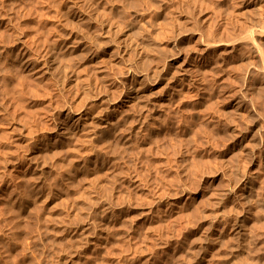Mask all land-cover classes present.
Listing matches in <instances>:
<instances>
[{"label": "rangeland", "instance_id": "obj_1", "mask_svg": "<svg viewBox=\"0 0 264 264\" xmlns=\"http://www.w3.org/2000/svg\"><path fill=\"white\" fill-rule=\"evenodd\" d=\"M59 1V2H58ZM71 1V2H70ZM75 1V2H74ZM90 1H92V2H94V3H92V4H90L91 2ZM96 0H86V1H84V0H61V2H60V0H0V3L2 4H0L1 6H0V15H1V17H0V124H2V125H0V264H139L138 262H140V264H152V262L151 261H153V264H162V263H165V264H168L169 262H171V263H169V264H176L179 260H183V256L184 255H182L184 252L186 253V256L189 254V252H187V250H188V248L190 249L191 248V250H188V251H190V253L191 254H197V253H195L194 251V249L193 248H201L202 247V249H197L200 253L205 249V247L204 246H206L205 245V241H201L200 239H199V242H198V240L196 241V240H194L195 241V243L194 242H192L193 241V239H194V236L195 237H197L198 235L200 236V238L202 237L203 238V236L207 233L206 232V230H207V228H205V224H208V222H212V221H215L216 219H215V217H212V216H214V214L216 213V205L214 204H210V205H213V206H210V208H209V206L208 207H206L207 205H208V200L210 199V201H209V203L210 202H212L213 200V202L212 203H216L215 202V193H213L212 194V192H215L214 190H216L217 191V189H216V187L215 186H218L219 184H216V182H217V179L215 178V171H212L211 169H214L215 170V168H212V167H215L214 165H213V163L216 161V160H214V159H216L215 158V154H216V147H215V140H214V136H212L211 137V139H210V141H208L207 142V140H203V138L201 137V134H202V132H209L210 133V131L209 130H213L214 132H215V119H214V112H215V107L214 106H216V105H214V103L217 101V99H216V97H217V92H216V88H218V86H219V83H220V80H219V78L221 77V72H220V70L218 69V62H217V59H215V58H217L216 56H218V52H215L214 50H211L209 53H210V58H209V61H207V62H204V61H201V60H199V59H195L194 57L195 56H198V54L200 53V49H202L203 47L200 45V42L198 41V39H197V37H195V36H192L191 34H189V33H187V34H185V36H186V38L184 39V40H182V39H178V40H176L175 41V43H174V51L176 52V53H178V54H180V62L182 63L183 61V59L185 60L186 59V56H187V61H190L191 63H195L196 65L197 64H199L198 65V68H200V70H201V72H200V70H198L197 72L196 71H193L194 73H193V75L194 74H196V73H199L200 74V76H201V80H202V78L204 77V74H205V79L203 78V80H202V82H200L201 80H199L195 85H197V87L195 86V85H192V86H190V85H187V84H183V85H181L179 82L178 83H175V84H172V85H175V87L172 89V88H165V87H168L167 85H166V83H167V79L169 78V77H167L165 80H163V81H152V83H149L148 85H146L145 86V90L146 89H156V91L158 90V92H161V91H163V90H169V91H167L166 92V94H167V99H169L170 98V101L169 100H167V102L169 103V105L166 103L164 106H166V107H163V109H164V111H161L162 113H159L158 115V117L156 118V121H155V119H151L150 118V120H148V122L147 123H150V124H146V125H143L144 126V128L142 127V131L140 130V134H139V136L138 137H136L135 136V132L139 129V127L138 126H140L139 124H141L142 125V119L144 118V117H142V116H144V113H143V109L141 108V104H140V106H139V104H137V102H127L128 100L126 99V97L125 96H123L122 98L123 99H121V100H117L116 102H111V101H109V100H107V101H104V102H102L103 100H102V98L104 99V98H107V97H109V98H113L112 96H114L115 94L116 95H118V94H120L121 93V91H122V88H123V86H124V83L123 82H125V81H128L129 79H132V69H134V71H136L137 72V74H141L142 73V71H144V72H146L147 70H146V68L148 67V65L147 66H141V64L140 63H138V61L137 60H139V59H136L135 57L133 58V57H130V54L129 53H121L120 55H122V56H120V55H118L119 56V58H117L116 60H112V59H110V55H109V51L110 50H112V49H114V47L116 48V45L114 44V40L111 38V36L108 34V33H106L107 34V36L106 35H104V37L102 36L101 38V42L102 43H104V41H105V43L107 44H103V46H105L106 48H107V52L106 53H104V54H102V56H100V59H99V61H105V62H96L97 60H95V58H96V56H93V54H94V51H95V49H96V47H95V49H94V43H93V36H96V35H98L100 32H101V30L103 29V26L101 25V23H99L100 21L97 19V14L95 13V11L96 10H98V5H99V11H101V10H103V9H105V10H107V12H108V10H109V12L108 13H106L107 14V19H110L109 17L111 16V19L110 20H114L113 22L114 23H116V24H118L119 25V22H120V25L122 24V20H121V17L123 18V16H124V20L128 17V19H126V20H130L131 19V22L129 23L128 21V25H126V23H125V21H124V23L125 24H122L123 26V28H125V27H128V28H133V30L134 31H136L137 33H138V31L140 32V34L142 35V33H143V35L142 36H146V37H148V41L150 40V36H147L148 34L145 32V34H144V32H141V31H147L148 33H150V35L152 34V32H153V38H154V36H155V39L156 40H158L159 39V41H163L164 40V42L163 43H165V45H168V41L171 39V38H173L174 39V36H175V33H174V27H175V25L173 26V27H171L170 25H173V24H176V26H178L179 24L178 23H174L173 22V24H171L172 22H171V20L169 19L170 18V13L168 14V12H171V11H169L168 10V12H165L166 10V8H167V5L166 4H168L169 2V4L171 5V4H173V2H174V6H176L175 7V9L177 10V14H179V15H182V17H185V15L186 16H188V14H189V18L187 19V20H184V24L183 25H185L186 24V29L187 28H191L192 26V24L191 23H193L195 26H196V28H194L193 27V29H195L196 31H197V33L198 32H201V33H203V31L204 32H206L205 34H207L206 35V37H208L207 39H209V40H211V41H213L212 39H214L215 38V40H219L220 39V37H221V33L219 32V29H220V27H219V24H218V22H219V19H218V21H217V14H219V13H216V10H217V8L215 9V11L214 12H212L214 9L213 8H215L216 6V4L214 5V3H213V5H212V8L210 9V13H212V15L211 16H213L214 14H216V16H213L212 17V19L215 21H213L212 19H211V16L209 15V20L207 19L206 21H199V22H201L200 24L201 25H198L199 23H198V18H199V16L197 15V14H195L194 15V17H193V15H191L190 13H186L187 11H185L184 10V7L186 6L185 5V3H186V1L185 0H183V3H184V5L182 4V0L181 1H177V0H170V1H165L164 0V2H162L163 0H155L156 2H154V3H156V7L155 6H153V8L155 7V10L153 9V8H150L151 7V5H153L152 4V0H147L148 2H147V5L145 4H141V3H143L144 2V0L143 1H141V0H130V1H132V2H136V6L137 7H134V3H131L130 1H129V5L130 4H132V5H130V6H132V7H134V10H133V8L132 7H130L128 10H130L131 12H129V11H127V9L126 8H128L129 7V5H127V3L126 2H128L127 0H126V2H125V0L123 1V0H114V2H113V0H109V1H107V0H99V2H98V0L96 1V2H98L97 3V5H96V2H95ZM105 1V2H104ZM111 1V3L109 4V2ZM122 1H123V4H122ZM141 1V2H140ZM146 1V0H145ZM149 1H150V3H149ZM152 1V2H151ZM197 1H199V0H197ZM251 1V6H249L248 7V9H245V11H244V14H245V12H246V14H248V15H246V16H249V14H250V16L251 15H253L254 13H255V11L256 12H258L259 14V16H255V15H253V16H251V17H246L245 15H243L244 16V18H245V20L249 23V25H251V28L252 27H255V28H252V29H254V31H255V33H254V35L255 36H259L258 38H256L255 37V39H257V41H256V43H259V44H263V40L261 39L262 38V36H260L261 35V33L259 32V30H260V27H261V24L259 23L260 22V11H261V9H260V7H259V5H260V3H259V0H250ZM253 1V2H252ZM254 1H256V4L254 3ZM6 2V3H5ZM46 2V3H45ZM65 2H67L66 4H65ZM85 4H87L89 7H87V5H85ZM88 2H89V4H88ZM125 2V3H124ZM160 2V3H159ZM161 2H162V4H161ZM176 2V3H175ZM177 2H179V3H181L182 4V6H180L179 7V5H181V4H179L178 5V3ZM52 3H55L54 4V6H53V4ZM71 3V5H69ZM78 3V4H77ZM79 3H80V5L81 6H84V7H81L80 5H79ZM82 3V4H81ZM101 3V4H100ZM103 3V4H102ZM113 3H114V6H113ZM120 5H119V4ZM138 3V4H137ZM159 3V4H158ZM48 4H49V6H48ZM59 4V5H58ZM76 4V5H75ZM107 4V5H106ZM142 6H141V5ZM150 4V5H149ZM157 4H158V7L159 8H157ZM161 4V5H160ZM165 4V5H164ZM5 5V6H4ZM51 5V6H50ZM55 5H56V8H55ZM78 5V6H77ZM90 5H92V6H90ZM96 5V6H95ZM101 5V6H100ZM104 5V6H103ZM118 5V6H117ZM125 5H127V7H125ZM164 7H163V6ZM3 6V7H2ZM58 6H59V8H58ZM66 6V7H65ZM67 6H68V8H67ZM71 6V7H70ZM75 6V7H74ZM108 6L109 8H106V7ZM112 6V7H111ZM146 6H150L149 8H147ZM162 6V7H161ZM178 6V7H177ZM184 6V7H183ZM215 6V7H214ZM257 6V7H256ZM6 7L8 8V10L6 9ZM14 7V8H13ZM111 7V8H110ZM121 7H122V9H121ZM138 7H141V8H139V11H141V13H143L142 11H145L146 13H148L147 15V17L145 18V19H140V12L138 11ZM143 7H144V9H143ZM181 7H183V8H181ZM254 9H253V8ZM5 10H4V9ZM58 8V9H57ZM66 8V9H65ZM69 8H71L70 10H69ZM86 10H85V9ZM92 8H95V11H94V9H92ZM97 8V9H96ZM103 8V9H102ZM114 8V9H113ZM161 8V9H160ZM177 8H180V10L179 9H177ZM257 8H259V9H257ZM12 9V10H11ZM61 9H62V12H61ZM68 9V10H67ZM74 9V10H73ZM80 9H82V10H80ZM123 9H125L124 10V12H123ZM149 9H150V11H149ZM151 9H153V10H151ZM157 9H159V10H157ZM213 9V10H212ZM250 9H252V10H250ZM16 10V11H15ZM58 10H59V13H57L58 12ZM64 10H65V13L66 14H63L64 13ZM72 10V11H71ZM81 14H83V16L82 17H84V20L83 21H85L86 20V22H83V21H81L82 23H84V24H81L79 21H78V19L76 18V15L78 14V12ZM85 10V11H84ZM92 10V11H91ZM104 10V11H105ZM113 11L112 13H110L111 11ZM119 10H120V12L121 13H119ZM148 12H147V11ZM161 10V11H160ZM247 10H249L250 11V13H249V11L247 12ZM255 10V11H254ZM260 10V11H259ZM55 11V12H54ZM57 11V12H56ZM81 11V12H80ZM89 11V12H88ZM103 11V12H104ZM115 11H116V13H115ZM183 11V12H182ZM253 13H252V12ZM15 12V13H14ZM73 12V13H72ZM90 12H91V14H90ZM129 12V13H128ZM132 12H133V15H132ZM137 12V13H136ZM153 12H154V15H153ZM159 14H158V13ZM162 12H164L168 17H166V16H164L163 17V15H165L164 13H162ZM5 15H3V14ZM69 13V14H68ZM86 13V14H85ZM89 13V14H88ZM93 13H94V15H93ZM105 13V12H104ZM111 15H110V14ZM114 13V14H113ZM125 13H128V15L126 14V15H123V14ZM131 13V14H130ZM136 13V14H135ZM182 13V14H181ZM252 13V14H251ZM14 14H15V16H14ZM40 14H43V15H40ZM45 14H47L45 17H44V15ZM54 14V15H53ZM62 14H63V16L65 15V16H67V17H65L64 16V18H63V16H62ZM71 14V15H70ZM112 14H113V16H112ZM117 14V15H116ZM120 14V15H119ZM139 16H138V15ZM256 14V13H255ZM2 15H3V17H2ZM9 15H11V18H10V16ZM21 15V16H20ZM73 15H74V17H73ZM87 15V16H86ZM90 15V16H89ZM121 16L120 18H119V16ZM133 17H132V16ZM151 15H152V17H151ZM257 15V14H256ZM13 16V17H12ZM19 16V18H18V21L16 20V18ZM40 16H42L41 18H40ZM51 16V17H50ZM55 16V17H54ZM58 16V17H57ZM62 16V17H61ZM71 16V17H70ZM92 16V17H91ZM118 16V17H117ZM126 16V17H125ZM131 16V17H130ZM138 16V17H137ZM150 16V17H149ZM161 16H162V18H166V20L165 19H163L162 20V18H161ZM198 16V17H197ZM50 17V18H49ZM53 17V18H52ZM59 17H60V19H59ZM88 17V18H87ZM135 17L137 18V19H135ZM156 17V18H155ZM160 17V18H159ZM191 17H192V19H191ZM256 17H259V18H256ZM13 18V19H12ZM48 18V19H47ZM55 18H56V20H55ZM69 18H71V19H69ZM87 18V19H86ZM91 18V19H90ZM93 18V19H92ZM117 18V19H116ZM141 18H142V16H141ZM149 18V19H148ZM256 18V19H255ZM41 19V20H40ZM47 19V20H46ZM68 20V22L65 24V22ZM94 19H95V21H94ZM117 21H116V20ZM119 19V20H118ZM153 19V20H152ZM157 19V20H156ZM159 19H161V20H159ZM167 19H169V20H167ZM189 19H191V21L189 20ZM197 19V20H196ZM253 19L255 20V22H256V20H257V24H255V22L253 21ZM7 20V21H6ZM11 20V21H10ZM42 20H43V22H42ZM62 20V21H61ZM97 20V21H96ZM145 20H146V22H145ZM151 21V23L152 24H150L149 22ZM156 21V23H155V21ZM160 22H159V21ZM193 20V21H192ZM210 20H212V21H210ZM249 20V21H248ZM251 20V21H250ZM16 21H17V23H16ZM60 21V22H59ZM65 21V22H64ZM78 21V22H77ZM119 21V22H118ZM133 21H134V23H133ZM138 21V22H137ZM142 22V24L144 25V22H145V25L143 26V25H141V24H139V22ZM148 21V22H147ZM169 22V23H167V22ZM189 21V22H188ZM194 21H197L196 23L194 22ZM210 23H212V24H210ZM19 22V23H18ZM54 22V23H53ZM71 22V23H70ZM72 22L74 23V24H72ZM157 22H159V23H157ZM165 22V23H164ZM208 22V23H207ZM253 22V23H252ZM13 23H14V25H15V27H13ZM49 23H51V24H49ZM58 25H57V24ZM60 23V24H59ZM62 23H64V25L62 24ZM70 23V24H69ZM77 23V24H76ZM80 23V24H79ZM86 23V24H85ZM88 23V24H87ZM99 23V25H97V24ZM147 23H149V24H147ZM154 23V24H153ZM160 23H162V25L160 24ZM167 23V24H166ZM198 23V24H197ZM214 23H216L215 25H214ZM8 24V25H7ZM18 24H19V26H18ZM21 24V25H20ZM41 24H42V26H41ZM58 27V28H56L55 27V25ZM63 26H62V25ZM91 24V25H90ZM133 24H135L134 26H132ZM139 24V25H138ZM156 24V25H155ZM212 25L211 26V31H213V32H209L208 33V31L210 30V25ZM7 25V26H6ZM44 25V26H43ZM53 25H54V27H53ZM69 25V26H68ZM70 25H71V27H70ZM125 25V26H124ZM141 25V26H140ZM151 25V26H150ZM153 25V26H152ZM154 25H155V27H154ZM167 25L169 26V28L167 27ZM198 25V26H197ZM252 25H255V26H252ZM258 25V26H257ZM10 26V27H9ZM16 26H18V27H16ZM20 26H22V27H20ZM40 26V27H39ZM49 26H52L54 29H55V31L53 30V28L52 27H50V28H52V30L49 28ZM62 26V27H61ZM89 26H90V28H89ZM97 26H99V29H98V27ZM152 27L150 30H149V28H147V27ZM158 26V27H157ZM159 26H161L160 28H159ZM191 26V27H190ZM204 26V27H203ZM205 26H206V29H205ZM218 26V27H217ZM8 27V28H7ZM44 27V28H43ZM64 27V28H63ZM69 27V28H68ZM81 29V28H83L82 30H80L79 28ZM143 29H142V28ZM147 29H146V28ZM166 29H164V28ZM171 27V28H170ZM217 29H216V28ZM13 28V29H12ZM16 28V29H15ZM20 28H23V29H20ZM43 28V29H42ZM47 28H48V30H47ZM66 28V29H65ZM68 28V29H67ZM74 28V29H73ZM78 28V30H76ZM87 28H88V30H87ZM95 28H97L96 30H95ZM141 28V29H140ZM155 28H157V29H155ZM163 30H162V29ZM168 28V29H167ZM197 28H201V31L199 30V29H197ZM208 28V29H207ZM213 28H215V29H213ZM9 29V30H8ZM15 29V30H14ZM50 29V30H49ZM56 29H58V30H56ZM85 29V30H84ZM90 29V30H89ZM93 29V30H92ZM137 29V30H136ZM139 29V30H138ZM153 29V30H152ZM204 29V30H203ZM258 29V30H257ZM17 30V31H16ZM62 30V31H61ZM64 30V31H63ZM66 30V31H65ZM69 30H71V31H69ZM74 30V31H73ZM91 30H92V33L90 34V32H91ZM149 30V31H148ZM159 30V31H158ZM165 30V31H164ZM167 30H170V31H167ZM173 30V31H172ZM215 30L217 31V33L218 34H220V35H218V36H216V32H215ZM10 31H12V32H14L13 34H12V32H10ZM41 31H43L44 32V35H43V32H41ZM50 32L51 31V33H49L50 35H51V37H49L48 35H46L45 34V32L48 34V32ZM54 31V32H53ZM154 31H156V33L154 32ZM159 32V34H158V32ZM160 31H162V32H160ZM172 31V32H171ZM17 32V33H16ZM58 32V33H57ZM69 33V35H68V33ZM73 32V33H72ZM83 34H82V33ZM164 32V33H163ZM171 33V34H168V33ZM256 32H257V34H256ZM9 33L11 34V36L9 35ZM21 33V34H20ZM42 33V34H41ZM54 33V34H53ZM60 33H62V34H60ZM77 33V34H76ZM79 33V34H78ZM87 33V34H86ZM93 33H95L96 35H93ZM165 33H167V34H165ZM258 33L260 34V35H258ZM2 34H4V35H2ZM17 34V35H16ZM20 34V35H19ZM86 35V38H85V35ZM140 34H138V35H140ZM155 34V35H154ZM161 34L164 36V38L165 37H167L166 39H164L163 38V36L161 37ZM174 34V35H173ZM212 34V35H215V36H210V35ZM3 37H2V36ZM6 35V36H5ZM41 35H43L42 36V42L40 41L41 39H40V37H41ZM47 36V39H45L44 37H46ZM55 35V36H54ZM64 35V36H63ZM68 35V37L66 38V36ZM76 35H77V37H76ZM81 35H82V38H81ZM89 35H91V37L89 38H87V36H89ZM93 35V36H92ZM159 36V38H158V36ZM166 35V36H165ZM192 37H191V36ZM8 36H10V37H8ZM19 36V37H18ZM21 36V37H20ZM54 36V37H53ZM60 38H58V37ZM170 36V37H169ZM173 36V37H172ZM5 37H6V40L4 41V39H5ZM9 39H8V38ZM11 37H13V39H18L19 40V43H18V40H17V42L15 41V40H13ZM14 37H16V38H14ZM36 37V38H35ZM48 37H49V39H48ZM210 37V38H209ZM261 37V38H260ZM4 38V39H3ZM12 40H11V39ZM39 39V41L41 42H39L38 40V42L36 41V39ZM71 38V39H70ZM74 38V39H73ZM77 38V39H76ZM80 38H81V40H80ZM162 40H161V39ZM177 38V37H176ZM217 38V39H216ZM261 40H260V39ZM22 39V40H21ZM51 39H53V41L51 40ZM69 39V40H68ZM78 39H79V41H78ZM10 40H11V42H10ZM27 40V41H26ZM32 42H31V41ZM33 40H34V42H33ZM45 40L47 41V42H45ZM106 40H107V42H106ZM214 40V41H215ZM262 42H260V41ZM12 41L14 42V43H17V44H12ZM28 41H30V43L28 42ZM36 41V42H35ZM49 41H51V43L49 42ZM76 41V42H75ZM90 41V42H89ZM111 43H109V42ZM178 41V42H177ZM2 42V43H1ZM25 43L24 45H23V43ZM27 42L29 43V45L27 44ZM45 42V43H44ZM48 42L50 43V44H48ZM53 42H55V44H57L56 45V47H55V44L53 45L52 43ZM95 42V41H94ZM189 42V43H188ZM193 44H192V43ZM195 42V43H194ZM9 43V44H8ZM34 44V46H33V44ZM44 43V44H43ZM47 43V44H46ZM76 43V44H75ZM87 43V44H86ZM92 45H91V44ZM190 43L192 44V46L190 45ZM32 44V46H30ZM38 44V45H37ZM52 44V45H51ZM86 44V45H85ZM90 44V45H89ZM187 44H189V45H187ZM17 45V46H16ZM97 46H98V44H96ZM194 45H195V47H194ZM199 45V46H198ZM26 46H30L29 48L28 47H26ZM36 46V47H35ZM47 46H51L50 48L48 47L47 48ZM59 46V47H58ZM85 46H86V48H85ZM183 46V47H182ZM185 46H188V48L186 47V50H185ZM189 46H190V48H189ZM79 47V48H78ZM91 47L93 48V49H91ZM168 47V46H167ZM179 47H181V48H179ZM198 47H200V49H198ZM21 48V49H20ZM28 48V49H27ZM32 48V49H31ZM34 48V49H33ZM36 48V49H35ZM41 48H42V50H41ZM55 48V49H54ZM61 48V49H60ZM71 50H70V49ZM90 48V51H88V49ZM183 48V49H182ZM198 49V50H195V49ZM47 49V50H46ZM48 49H49V51H48ZM65 49H66V51H65ZM82 49H84V50H86V52H85V54L87 53V55H82L83 53H82ZM189 50V52H188V50ZM37 50H40L39 52L42 54V55H40V53L37 51ZM56 50V51H55ZM177 50V51H176ZM185 50V51H184ZM251 50V51H250ZM249 51H247V53L249 52L250 53V57H251V59H255L254 61L256 62V60H258V54L257 53H255L256 52V50L255 49H250ZM44 51H47V53L45 52L44 53ZM55 51V52H54ZM92 51V52H91ZM254 51V52H253ZM33 52V53H32ZM59 52V53H58ZM60 52H61V54H63L64 53V55H60ZM79 52V53H78ZM187 52V53H186ZM198 52V53H197ZM214 52V53H213ZM252 52V53H251ZM52 53H53V55H52ZM54 53H55V55H54ZM76 53V54H75ZM81 53V55L82 56H84V58L81 56V55H79ZM247 53H246V56H248L247 55ZM248 53V54H249ZM31 54H33V55H31ZM56 54H58V56H56ZM73 56H72V55ZM128 54H129V56H128ZM255 54V56H254V58H253V55ZM60 55V56H59ZM68 55H71V56H68ZM75 55V56H74ZM77 55H79V57L77 56ZM185 55V56H184ZM257 55V56H256ZM2 56V57H1ZM12 56H13V58H12ZM23 56V57H22ZM27 56H29L28 58H27ZM31 56H33V57H31ZM43 56V57H42ZM50 56V57H49ZM54 56L55 57H63V56H68L65 60L64 59H61V60H64V62L62 61V63H63V65H61V64H58V63H61V61L60 60H58L59 58H57V59H54ZM81 56V57H80ZM128 58H127V57ZM192 58H191V57ZM42 57V58H41ZM52 57V58H51ZM69 57H74L73 59H69ZM75 57H76V59H75ZM93 57V58H92ZM103 57V58H102ZM124 57V58H123ZM132 58V61L134 62H132L131 60H130V58ZM183 57V58H182ZM190 57V58H189ZM5 58H6V60H5ZM12 58V59H11ZM15 58H17V60H15ZM20 60H19V59ZM27 58V59H26ZM31 58H32V60H31ZM41 58V59H40ZM64 58V57H63ZM82 59V60H80V59ZM106 58V59H105ZM121 58V59H120ZM193 58H194V60H193ZM23 59V60H22ZM36 61H35V60ZM40 59V60H39ZM77 59H79V60H77ZM89 59V60H88ZM103 59V60H102ZM107 59H108V61H107ZM124 59H126L127 61H126V64H125V60ZM129 59V60H128ZM189 59V60H188ZM215 59V60H214ZM3 62H2V61ZM4 60H5V63H4ZM8 60V61H7ZM25 60V61H24ZM27 60V61H26ZM30 60H31V62H30ZM37 60H38V62H37ZM44 60V61H43ZM58 60V61H57ZM68 60H70V61H68ZM73 60V61H72ZM75 60V61H74ZM85 60V61H84ZM109 60H111L110 62H109ZM135 60H136V62H135ZM11 61V62H10ZM42 61V62H41ZM52 61V62H51ZM56 61V62H55ZM69 63H68V62ZM71 61L73 62V63H71ZM82 61V62H81ZM121 61H124V63L123 62H121ZM213 61V62H212ZM21 62L22 63H24L23 65L21 64ZM28 62H30V64L28 63ZM37 62V63H36ZM94 62V63H93ZM106 62H107V64H108V66L107 65H105L106 64ZM112 62V63H111ZM119 62H120V64H124V65H122V67L120 68V67H118L117 65H120L119 64ZM11 63V64H10ZM15 63V64H14ZM35 63H36V65H35ZM40 63V64H39ZM45 64V67H44V69H45V73H42V71L44 72V69H43V67H42V64ZM66 63H68V64H66ZM93 65H92V64ZM96 63H98V65H96ZM114 63V64H113ZM117 63V64H116ZM131 65H130V64ZM133 63V64H132ZM205 63V64H204ZM215 63H216V65H215ZM3 64V65H2ZM6 64H7V66H9L8 68H6L5 66H6ZM9 64V65H8ZM14 64V65H13ZM25 64H26V66H25ZM34 64V65H33ZM43 64V65H44ZM60 65V66H58V65ZM73 66H72V65ZM80 64V65H79ZM90 65V66H87V65ZM111 64V65H110ZM115 64H116V67H115ZM138 64V65H137ZM208 64V65H207ZM5 65V66H4ZM101 65V66H100ZM112 65H114L113 67H112ZM3 66L5 67L4 69H3ZM12 68H11V67ZM22 66V67H21ZM31 66H32V68H31ZM39 66H41V67H39ZM62 66H63V68H62ZM82 66H83V68H82ZM84 66H86L85 67V69H84ZM92 66V67H91ZM103 66V67H102ZM110 66V67H109ZM128 66H130L131 67V69H130V67H128ZM139 66L140 68H138L137 69V67ZM203 66V67H202ZM207 66V67H206ZM214 66V67H213ZM216 66H217V69H216ZM13 67L15 68L14 70H13ZM25 69H24V68ZM29 67H30V70H29ZM36 67V68H35ZM91 69H90V68ZM96 67V68H95ZM99 67V68H98ZM118 67V68H117ZM127 67V68H126ZM133 67H135V68H133ZM144 67H146V68H144ZM213 69H212V68ZM10 68V69H9ZM62 68V69H61ZM77 68H80L81 69V72H80V70L79 69H77ZM90 70H89V69ZM93 68V69H92ZM141 68H142V70H141ZM210 69L211 68V70H213V71H209L208 69ZM5 69H7L8 71H5ZM38 69V70H37ZM58 69H59V71H58ZM60 69H61V72H60ZM73 72H71L70 70ZM76 69V70H75ZM97 69V70H96ZM99 69V70H98ZM100 69H102V70H100ZM121 69H123V70H121ZM125 69V70H124ZM130 70V73H129V70ZM137 69V70H136ZM140 69V70H139ZM204 69H206L207 71H204ZM2 70L5 72V76L3 77V75H4V72H2ZM10 70H12L13 71V73H12V71H11V74H12V76H13V74H14V71H16L15 72V74L16 73H18V74H14V76L16 77H14L13 76V78L11 77V74L9 73L10 72ZM26 70V71H25ZM34 70H36V71H34ZM41 70V71H40ZM48 70V71H47ZM58 72H57V71ZM63 70V71H62ZM69 72H68V71ZM83 70V71H82ZM92 70H95L93 73H92ZM146 70V71H145ZM214 70H216L215 72H214ZM33 72V74H32V72ZM39 71V72H38ZM48 73H47V72ZM66 71H67V74L70 76H67V78H64V74L66 73ZM79 73H78V72ZM108 71V72H107ZM114 71V73H112ZM124 71H126L125 72V74H124ZM27 72H29V73H27ZM35 72V73H34ZM52 72V73H51ZM60 72V73H59ZM74 72H76L75 74H74ZM88 72V73H87ZM91 72V74L90 75H88L89 73ZM97 72V73H96ZM110 72V73H109ZM122 72V73H121ZM143 72V73H144ZM204 74H203V73ZM210 74H209V73ZM212 72H214V73H212ZM219 72H220V74H219ZM24 73H25V75H24ZM32 75H31V74ZM40 73V75L39 76H37L38 74ZM63 73V74H62ZM77 73H78V75H77ZM80 73H83V74H81V76H79V74ZM86 73V74H85ZM108 73V74H107ZM201 73L203 74V75H201ZM20 74V75H19ZM30 74V75H29ZM46 74V75H45ZM55 74V75H54ZM88 75V76H90V77H88V76H86L85 77V75ZM98 75V77L97 76H93V75ZM107 74V75H106ZM111 74V75H110ZM128 74V75H127ZM199 74H196V77L197 76H199ZM214 76H213V75ZM218 74V75H217ZM23 75V77H24V79H17L18 77H20L21 78V76ZM29 75V76H28ZM50 75V76H49ZM115 75V76H114ZM122 75H124V76H122ZM9 76V77H8ZM18 76V77H17ZM30 76H31V79L32 80H34L35 81V79H37V81L39 82V81H41V82H39L43 87H40L41 85L40 84H38V82L37 81H35L36 83H34L33 81H31L32 83H34V84H31V82H29V80H28V77L30 78ZM35 76H37V77H39V78H35ZM41 76H42V78H41ZM47 76H48V81L50 82V84H49V82H47ZM54 76H55V78H54ZM61 76V77H60ZM75 76H77V77H75ZM86 78V79H91L90 81L89 80H86L84 77ZM127 76V77H126ZM203 76V77H202ZM207 76V77H206ZM209 76V77H208ZM212 76V77H211ZM220 76V77H219ZM224 76L226 77V74H224ZM3 77V78H2ZM8 79H6V78ZM22 77V78H23ZM27 77V78H26ZM70 79H69V78ZM73 77V78H72ZM83 77V78H82ZM99 77H101V78H99ZM110 77V78H109ZM214 77V78H213ZM219 77V78H218ZM52 78V79H51ZM58 78V79H57ZM75 78V79H74ZM79 78V79H78ZM103 78V79H102ZM105 78V79H104ZM112 78H113V80H112ZM209 80H208V79ZM5 79V80H4ZM19 80V81H17V80ZM46 79V80H45ZM64 79V80H63ZM66 79V80H65ZM72 79V80H71ZM78 79V80H77ZM82 79V80H81ZM100 79V81H97V80H99ZM103 81H102V80ZM111 81H110V80ZM215 79V80H214ZM2 80H4L3 82H2ZM9 81V82H7V81ZM26 80H28V81H26ZM53 80H55V82L53 81ZM60 81V84H59V81ZM69 80V81H68ZM78 82H77V81ZM82 82H81V81ZM86 80V81H85ZM104 80H107V84H108V86H107V88L108 89H105L106 87H104L103 85H104V83H102V82H104ZM115 80V81H114ZM206 80V81H205ZM23 82V81H25V82H23V83H21V82ZM53 81V82H52ZM64 81H66V82H64ZM74 81V82H73ZM102 81V82H101ZM217 81V82H216ZM6 82V83H5ZM15 82H17V83H19L18 85H17V83L15 84ZM28 82V83H27ZM43 82H45V83H43ZM58 82V83H57ZM62 82H63V85H62ZM67 82H68V84H67ZM76 82H77V84H76ZM81 84H80V83ZM90 82H91V84L92 85H89L90 84ZM97 82V83H96ZM112 82V83H111ZM120 82V83H119ZM210 82V83H209ZM212 82V83H211ZM214 82V83H213ZM53 83H54V85H53ZM66 85H65V84ZM72 83H75V84H73L72 85ZM94 83V84H93ZM12 84V85H11ZM15 84V85H14ZM21 84V85H20ZM23 84V85H22ZM28 84V85H27ZM58 84V85H57ZM69 84L71 85V86H69ZM82 84H84V85H82ZM103 84V85H102ZM123 84V85H122ZM151 84V85H150ZM205 84V85H204ZM209 84H210V86H209ZM212 84V85H211ZM214 84V85H213ZM4 85V86H3ZM5 85H7L8 87H9V90H7L8 88H7V86H5ZM16 85H17V87L19 88H21V89H18L17 87H16ZM26 85V86H25ZM30 85V86H29ZM32 85H33V89H31L32 88ZM37 85V86H36ZM40 85V86H39ZM53 85V86H52ZM76 85L79 87L80 85H81V87H79V90H77L78 89V87H77V89H76ZM88 85V86H87ZM97 87H96V86ZM101 85V87H99ZM164 85V86H163ZM11 86H13L12 87V89H11ZM25 88H24V87ZM36 86V87H35ZM52 86V87H51ZM57 87V89H56V87ZM60 86H63V87H60ZM69 86V87H68ZM73 86V87H72ZM114 86V87H113ZM181 86H182V88H181ZM199 86H201V87H199ZM209 86V87H208ZM23 87V88H22ZM40 87V88H39ZM45 87H46V89L48 90V89H50L51 91H46V89H45ZM60 87V88H59ZM68 87V88H67ZM82 87H84V89L82 88ZM117 87V88H116ZM120 87V88H119ZM161 87V88H160ZM172 87V86H171ZM180 87V88H179ZM207 87H208V89H207ZM213 87H215V89H212ZM29 88V89H28ZM43 88V89H42ZM52 88V89H51ZM64 88H66L65 89V91H64ZM82 88V89H81ZM90 88V89H89ZM113 88H115V89H117V91L115 92V90H113ZM119 88V89H118ZM159 88V89H158ZM176 88V89H175ZM186 88V89H185ZM197 88L198 89H200V90H197ZM2 89V90H1ZM5 89V90H4ZM10 89H11V91H10ZM14 89H15V91H14ZM27 89V90H26ZM35 89H37V90H35ZM39 89H41L42 91L41 92H44L43 94L40 92V90ZM56 89V90H55ZM62 89V90H61ZM70 89H73V90H70ZM89 89V90H88ZM93 89V90H92ZM96 89V90H95ZM101 89V91L102 92H99V90ZM133 89V88H132ZM175 89V90H174ZM210 89V90H209ZM211 89H212V91H211ZM18 90V91H17ZM21 90V93H19V91ZM25 90H26V95H25ZM33 90H35V91H37V93L35 92V91H33ZM61 90V91H60ZM77 90V91H76ZM81 90H83V91H81ZM84 90H88V91H90V92H88L87 91V93H85V91ZM95 90V91H94ZM98 90V91H97ZM106 90V91H105ZM121 90V91H120ZM189 90V91H188ZM195 90H197V91H195ZM2 91V92H1ZM5 91L7 92V93H5ZM22 91H24L23 93H22ZM31 91H32V93H31ZM45 91H46V93H45ZM70 91V92H69ZM92 91V92H91ZM104 91V92H103ZM108 91L110 92V93H108ZM155 91V90H154ZM189 93H188V92ZM191 91V92H190ZM211 91V92H210ZM4 92V93H3ZM13 92V94L15 95V96H17V97H14V95H12L11 93ZM17 92V93H16ZM30 94H29V93ZM34 92H35V94H36V96L34 95ZM47 92H49V93H47ZM50 92H51V94H50ZM58 92H59V94H58ZM72 92V93H71ZM75 92H77V94H78V96H77V94L75 93ZM81 92V93H80ZM94 92V93H93ZM99 92V93H98ZM114 92H115V94H114ZM146 92L149 94L150 92H148V90H146ZM169 92V93H168ZM173 92V93H172ZM182 94H181V93ZM195 92V93H194ZM18 93H19V95L20 94H23V95H21L20 97H19V95H18ZM28 93V94H27ZM40 93H41V95H40ZM55 93V94H54ZM62 93H63V95H65V96H63L62 95ZM74 93V94H73ZM94 94L93 95V97L96 95V97L95 98H92V96H91V98L89 97H87L86 98V96H90L91 94ZM108 93V94H107ZM112 93H113V95H112ZM172 93V94H171ZM183 93H185L186 95H184ZM187 93H188V95H187ZM192 93V94H191ZM214 93V94H213ZM9 94H11L10 95V97L11 98H8L9 97ZM46 94V95H45ZM71 94H73V95H71ZM76 94V95H75ZM80 94V95H79ZM85 94H86V96H85ZM90 94V95H89ZM100 94V95H99ZM189 94H191V95H189ZM195 94H197V95H195ZM206 94V95H205ZM208 94V95H207ZM29 95V96H28ZM51 95H52V98H51ZM59 95V96H58ZM106 95V96H105ZM179 95V96H178ZM181 95L184 97H182L181 98ZM212 95V96H211ZM3 96V97H2ZM14 98H13V97ZM23 96H26V97H24V98H21V97H23ZM34 96V97H33ZM38 96V97H37ZM42 96H44L43 97V99L42 98H40V97H42ZM57 96V97H56ZM73 97V99H72V97ZM85 97L84 98V100H83V98H81V97ZM103 96V97H102ZM105 96V97H104ZM189 98H188V97ZM191 96H193V97H191ZM195 96V97H194ZM198 96V97H197ZM201 96H203V97H201ZM205 96H206V98H205ZM45 97H46V99H45ZM48 97V98H47ZM54 97H55V99H54ZM68 97V98H67ZM71 97V98H70ZM115 97V96H114ZM169 97V98H168ZM174 97H175V99H177V100H175L174 99ZM176 97H178V98H176ZM209 97V98H208ZM3 98V99H2ZM18 98V99H17ZM26 98V99H25ZM31 98V99H30ZM37 98H39V99H37ZM57 98V99H56ZM81 99V101L83 100L84 101V103H85V105H88V106H91V105H93V107H91L92 109H90V112L92 111V112H94V111H96V110H98V109H100V108H103L104 106H107V104L109 105V103H110V105H117V109H116V111H115V113H116V116L119 118V115H121L120 116V119L118 120V122H117V127L115 126V127H113L112 128V130L110 131V135L111 136H109V137H104V139H102L103 138V136L101 135L100 136V134L97 136H95L94 134H93V132H83L82 133V131H80V132H77L76 133V135L75 134H70L69 133V135H68V133H66V132H63V127L62 126H64V124H65V122L67 121V119L65 118L66 116H67V113H71V114H73V115H75V113L77 112V111H79L80 113L79 114H77L76 116L77 117H79V116H82L83 114H85L86 113V111L84 110V109H81V110H78V108H80L82 105H84V103H83V101L81 102V101H78V100H80ZM98 98V99H97ZM215 99V101L213 100V99ZM29 99V103L27 102V100ZM32 99H33V101H32ZM42 99V100H41ZM59 99V101H57ZM65 100V102H64V100ZM90 99H91V101H90ZM209 99V100H208ZM210 99L212 100V101H214V102H210ZM8 100V101H7ZM15 100H17L16 101V103H15ZM20 100H24L23 101V104L22 103H20ZM26 100V101H25ZM52 100V101H51ZM55 100V101H54ZM62 100V101H61ZM73 100H75V101H73ZM102 100V101H101ZM123 100V101H122ZM173 100H175L176 102H174ZM182 100V101H181ZM188 100V101H187ZM201 100V101H200ZM206 100V101H205ZM5 101V102H4ZM21 101V102H22ZM71 103H69V102ZM72 101V102H71ZM76 101H78V102H76ZM122 101V102H121ZM173 101V102H172ZM178 101V102H177ZM190 101V102H189ZM200 101V102H199ZM208 101V102H207ZM3 102V103H2ZM12 102H14V103H12ZM19 102V103H18ZM27 102V103H26ZM39 102V103H38ZM41 102H42V105H40L41 104ZM52 102V103H51ZM56 102L59 104H56ZM64 102V103H63ZM67 102H68V104H67ZM87 102V103H86ZM94 102V103H93ZM101 102V103H100ZM108 102V103H107ZM118 102V103H117ZM172 102V103H171ZM189 102V103H188ZM196 103V105H195V103ZM208 104H210V105H212V107H210V105H208ZM6 103H7V105H6ZM26 103V104H25ZM50 103V104H49ZM62 103V104H61ZM76 103H77V105H76ZM82 103V104H81ZM92 103V104H91ZM127 103V104H126ZM134 103H136L135 105H133ZM176 103H178L177 105H176ZM181 103V104H180ZM183 103V104H182ZM201 103V104H200ZM204 105H203V104ZM3 104V105H2ZM14 106H13V105ZM18 104H20L19 106H18V108H16L17 107V105ZM30 104H32V105H30ZM61 104V105H60ZM73 104V105H72ZM81 104V105H80ZM91 104V105H90ZM123 104V105H122ZM172 104V105H171ZM193 104H194V106H193ZM207 104V105H206ZM216 104V103H215ZM7 107H6V106ZM22 105V106H21ZM40 105V106H39ZM51 105L53 106V107H51ZM54 105H57L58 106V108H57V106H55L54 107ZM67 105V106H66ZM80 105V106H79ZM174 105V106H173ZM5 108H4V107ZM12 108H10V107ZM20 106H21V108H20ZM26 106H27V109H26ZM30 106V107H29ZM41 106H42V109H40V110H37L36 108H38V107H40L41 108ZM71 106V107H70ZM76 106H78V108L76 107ZM95 106V107H94ZM97 106H99V107H97ZM129 106H131V107H129ZM189 108H188V107ZM199 106V107H198ZM204 106H206L207 108H205ZM22 107H25L24 109L26 110H24ZM32 107H34V108H32ZM66 107V108H65ZM70 107V108H69ZM76 107V108H75ZM97 107V108H96ZM125 107V108H124ZM140 107V108H139ZM198 109H197V108ZM202 107V108H201ZM8 108V110H6ZM20 108V109H19ZM30 108V109H29ZM50 108V109H49ZM61 108H62V110H61ZM68 108H69V110H68ZM72 108H74L73 110H72ZM129 108V109H128ZM131 108H133V111H132V109ZM138 108L139 110L141 109V111H139L138 109H137V111H136V109ZM203 108H205L206 110H204ZM213 110H212V109ZM9 109L11 110V112H9ZM32 109V110H31ZM120 109V110H119ZM123 109H125V110H123ZM126 109H127V111H126ZM196 109V110H195ZM202 110V112H201V110ZM211 109V112L210 111H208V110H210ZM31 110V111H30ZM34 110H35V112L36 113H33L34 112ZM48 110V111H47ZM69 112H68V111ZM129 110V111H128ZM180 110H182V111H180ZM203 110L205 111V114L207 115V117H206V115L204 114V112H203ZM1 111L3 112V111H5V112H3V113H5V114H3V113H1ZM15 111H18V113H16ZM21 111V116H20V114H19V112ZM24 112V114H23V112ZM28 111H30V112H28ZM33 111V112H32ZM61 111V112H60ZM74 111H76V112H74ZM82 111V112H81ZM106 111V110H105ZM132 111V112H131ZM185 111V112H184ZM187 111V112H186ZM193 111V112H192ZM207 111V112H206ZM49 112H51V113H49ZM121 112L123 113V115L121 114ZM129 112H131V113H129ZM166 112H168V113H166ZM177 112V113H176ZM180 114H179V113ZM181 112H182V114H181ZM197 112V113H196ZM7 113V114H6ZM29 113V114H28ZM31 113V114H30ZM54 113V114H53ZM56 113V114H55ZM78 113V112H77ZM81 113H83V114H81ZM126 113V114H125ZM137 113V114H136ZM140 113L142 114V116L140 115ZM173 113H175V114H177V115H175V114H173ZM201 113V114H200ZM22 114H23V116H22ZM37 116H36V115ZM172 115V117H171V115ZM187 114V115H186ZM193 114V115H192ZM213 114V115H212ZM2 115H4V116H2ZM7 115V117L8 118H6L5 116ZM11 115V116H10ZM25 115H26V117H25ZM28 115H30V119H28ZM35 115V116H34ZM139 115V116H138ZM169 117H168V116ZM179 115H180V117H179ZM182 115V116H181ZM5 117V118H2V117ZM55 116H57L56 118H53V117H55ZM87 116V117H86ZM122 116H123V118H122ZM128 116V117H127ZM132 116V117H131ZM141 116V117H140ZM174 116V117H173ZM185 116V117H184ZM24 117L26 118L25 120H24ZM124 117H125V120H124ZM136 117V118H135ZM139 117H140V119H139ZM167 117V118H166ZM181 117H182V119H181ZM187 117H190V118H187ZM193 117V118H192ZM200 117V118H199ZM15 119L14 121H13V119ZM32 118H34V119H36L38 122H36V120H34V119H32ZM86 118H88V119H90V115H83V117H82V119H83V121L85 122V121H91V120H88V119H86ZM134 118V122L132 121V119ZM164 118H166L167 120H164ZM170 118V119H169ZM195 118H196V120H195ZM2 119V120H1ZM8 119V120H7ZM12 119V121H9V120H11ZM18 121H17V120ZM22 119V120H21ZM186 119H188V122H186L187 120ZM198 119V120H197ZM212 119V120H211ZM22 122H21V121ZM29 120V121H28ZM30 120H32V122H30ZM66 120V121H65ZM162 120V121H161ZM170 120V121H169ZM186 120V121H185ZM190 120V121H189ZM194 120H195V122H196V124H197V126L196 125H194L195 124V122H194ZM200 120H202V122H200L199 123V121ZM10 123H9V122ZM58 121V122H57ZM82 121V122H83ZM124 121V122H123ZM133 123H132V122ZM154 121V122H153ZM165 121V122H164ZM181 123H180V122ZM183 121H184V123H183ZM191 121H192V123H191ZM197 121H198V123H197ZM8 122V123H7ZM26 122H28V123H26ZM36 122V123H35ZM120 122H122L121 124H120ZM130 122V123H129ZM152 122V123H151ZM168 122V123H167ZM204 122H207L208 123V125H210V126H208V125H206V123H204ZM6 123H7V125H6ZM29 123L31 124V126L29 125ZM37 123H39V126H38V124ZM57 123V124H56ZM123 123H125V125L123 124ZM127 123H128V125H127ZM133 125H132V124ZM156 123H158V124H155ZM187 123V124H186ZM4 124L6 125V126H4ZM9 124H10V127H9ZM49 124V125H48ZM181 124V125H180ZM189 124H191L192 125V127H193V129L194 130H196V131H194V134H195V136L194 135H191V136H189L190 134L188 133V126H189ZM200 124V125H199ZM204 126V124H205V126H206V128L204 129V127L202 126V125ZM14 125H18V126H14ZM25 125H27V126H25ZM46 125V126H45ZM48 125V126H47ZM58 125V126H57ZM119 125V126H118ZM127 125V126H126ZM186 125V126H185ZM214 125V126H213ZM14 126V128H12ZM25 126V127H24ZM32 126H33V128H32ZM50 126H53V127H50ZM81 126V125H80ZM122 126H124L123 128L124 129H122ZM126 126V127H125ZM131 126H132V128H131ZM134 126V127H133ZM137 126V127H136ZM146 126V127H145ZM157 126H159V127H157ZM195 126V127H194ZM201 126L203 127V128H201ZM208 126V127H207ZM213 126V127H212ZM6 129H9V130H6ZM17 127H18V130H17ZM20 127L22 128V129H20ZM26 127H27V129L30 131V134H32L33 132V136L32 135H29V131L26 129ZM29 127H31L33 130H31V128L29 129ZM37 127H39V128H37ZM42 127H44V128H46V129H44V128H42ZM48 127H49V129H48ZM54 127H56V128H54ZM121 127V128H120ZM129 127V128H128ZM185 127V128H184ZM210 127V128H209ZM12 128V129H11ZM118 128V129H117ZM127 128V129H126ZM132 130H131V129ZM196 128V129H195ZM199 128H201L200 130H199ZM209 128V129H208ZM214 128V129H213ZM38 129V130H37ZM56 129V130H55ZM119 129L121 130V132L119 131ZM129 129V130H128ZM137 129V130H136ZM144 129V130H143ZM149 129H151V130H149ZM203 129V130H202ZM12 132H11V131ZM20 130V131H19ZM24 130V131H23ZM37 132H36V131ZM53 130V131H52ZM55 130V131H54ZM62 130V131H61ZM182 130V131H181ZM24 133H23V132ZM28 133H27V132ZM58 131V132H57ZM61 133H60V132ZM131 131V132H130ZM149 131V132H148ZM155 131V132H154ZM157 131V132H156ZM181 131V132H180ZM183 131H185V132H183ZM14 132V133H13ZM18 132H22L21 134H19ZM113 132V133H112ZM115 132H117V133H115ZM197 134H196V133ZM27 133V134H26ZM39 133V134H38ZM88 133H90V134H88ZM124 133H126V134H124ZM146 133V134H145ZM150 133V134H149ZM12 134H13V136L14 137H12ZM38 135V137H37V135ZM61 134V135H60ZM64 136H63V135ZM81 135V138L84 140L83 141V143H82V140H80V141H78V139L79 138H77L78 136L80 137V135ZM116 134H117V136H116ZM129 134V135H128ZM143 134V135H142ZM146 135V137H147V135H148V137L146 138L145 137V135ZM182 134V135H181ZM185 134H186V136H185ZM189 134V135H188ZM22 135V136H21ZM26 135H28V136H26ZM46 135V136H45ZM76 136L75 138L73 137V136ZM78 135V136H77ZM85 135V136H84ZM188 135V136H187ZM3 136L5 137V136H7V137H5L6 139H4L3 138ZM15 136H16V138H15ZM24 136V137H23ZM41 136V137H40ZM43 136V137H42ZM70 136V137H69ZM83 136H84V138L86 137V139H84L83 138ZM92 136V137H91ZM113 136V137H112ZM130 137V138H127V137ZM201 138H200V137ZM18 137V138H17ZM28 137V138H27ZM51 137H52V139H51ZM55 137V138H54ZM56 137H58L57 139H56ZM62 137V138H61ZM68 137V138H67ZM89 137V138H88ZM98 137V138H97ZM113 138V140H111L112 138ZM125 137V138H124ZM134 137V138H133ZM185 137H187V138H185ZM14 138V139H13ZM21 138V139H20ZM25 138V139H24ZM26 138H27V140H26ZM80 138V139H81ZM93 140H92V139ZM96 138V141L94 140ZM101 138V139H100ZM135 138H136V141H135ZM140 138V139H139ZM212 138H213V140H212ZM2 139V140H1ZM35 139V140H34ZM72 139H74V140H72V142H71V140ZM77 139V140H76ZM91 139V140H90ZM99 139H100V141H99ZM107 139V140H106ZM132 139H134V140H132ZM138 139V140H137ZM187 139V140H186ZM195 139H197L198 141H194V143H193V141L192 140H195ZM201 140V142H200V140ZM33 140V141H32ZM44 140V141H43ZM47 140V141H46ZM50 140V141H49ZM55 140V141H54ZM57 140V141H56ZM89 141V142H91V143H89V145L90 146H92L91 148H90V146L89 145H87L88 144V142H87V144L85 143L86 141ZM127 142H126V141ZM134 141V142H132V141ZM3 141V142H2ZM6 141V142H5ZM8 141V142H7ZM22 141V142H21ZM29 141V142H28ZM30 141H32V142H30ZM36 141V142H35ZM39 141V142H38ZM54 141V142H53ZM59 141V142H58ZM79 142L78 144L77 143H74V142ZM95 141V142H94ZM98 141H99V143H98ZM132 142V143H130V142ZM188 141V142H187ZM2 142V143H1ZM24 142H26L25 143V147H26V149H24L25 147H23V145H24ZM45 142V143H44ZM66 142V143H65ZM92 142H93V144H92ZM97 142V143H96ZM108 142H110L109 144H108ZM145 142V143H144ZM205 142V143H204ZM5 143H6V145H5ZM8 143V144H7ZM39 143V144H38ZM62 143V144H61ZM82 143V144H81ZM103 143H105V146H104V144ZM191 143H193V144H195L196 145V148L198 149V150H196V149H192L193 147H195V145H193L192 146V144ZM205 145H204V144ZM208 143V144H207ZM30 144H33V145H30ZM39 146H38V145ZM45 144V145H44ZM47 144V145H46ZM49 144V145H48ZM64 144V145H63ZM68 144H69V147H68ZM71 144V145H70ZM84 144V145H83ZM86 144V145H85ZM107 144V145H106ZM112 144V145H111ZM143 144V145H142ZM200 145L199 146V148H198V145ZM207 144V145H206ZM211 144H212V146H211ZM29 145L31 146L30 148H28L29 147ZM63 145V146H62ZM76 145V146H75ZM81 145H83L82 146V149H81V147L80 146ZM97 145V147H95V146ZM98 145H99V147L100 148H102L103 146H104V148H105V150L106 149H108V150H106L107 152H109V149H110V152H109V156L107 155V152L106 151H103L102 149H100L99 147H98ZM111 145V146H110ZM189 145V146H188ZM202 145V146H201ZM209 145V146H208ZM32 146H34V147H32ZM77 146H79V148L77 147ZM89 147V149H88V147ZM206 146V147H205ZM210 146H211V149H210ZM42 147H44V148H42ZM62 147L63 148H68L69 149V151H68V149L66 150H64V151H68L69 152V154L67 153V152H64V151H62L63 149H62ZM72 147H74L75 148V150H77V149H79V150H77V151H79V152H75V150L72 148ZM86 148L87 147V151H86V149H84V148ZM95 147V148H94ZM106 147H108V148H106ZM188 147V148H187ZM189 147H191L190 148V150H189ZM202 147H203V149H202ZM213 147H215V148H213ZM28 148V149H27ZM71 148V149H70ZM77 148V149H76ZM30 149V151L28 152V150ZM33 149L35 150V151H33ZM47 149H48V151H47ZM52 149V150H51ZM55 149V150H54ZM57 149H58V151L60 152V149H62L61 150V154L60 153H58V155L60 156L61 155V157L59 158L58 157V155H57V157L55 156V154H57ZM97 149V150H96ZM187 149H188V151H187ZM204 149H206V151L204 150ZM212 150V151H209V150ZM214 149V150H213ZM43 150V152H41ZM46 150V151H45ZM93 150H95L94 152H92ZM102 152H100V151ZM193 150H195V152L193 151ZM53 152V154H54V156H53V154L51 153V152ZM57 151V152H56ZM73 151H74V153H73ZM82 151V153L80 154V152ZM84 151V152H83ZM86 151V152H85ZM89 151L91 152L90 154H89ZM111 151H112V153H111ZM191 152V154H189L190 152ZM206 152V153H204V152ZM45 152H47V153H51L49 156H51V157H49L48 155H47V153H46V155L45 154H43V153H45ZM55 152V153H54ZM70 152H72V153H70ZM97 152V153H96ZM189 152V153H188ZM202 152H203V154H202ZM212 152V153H211ZM31 153V154H30ZM62 153H64V155H62ZM66 153H67V156H66ZM78 155H77V154ZM85 154V155H82V154ZM94 155H93V154ZM111 153V154H110ZM193 153V154H192ZM194 153L196 154V155H194ZM22 154H24V156L22 155ZM29 154V155H28ZM34 154V155H33ZM35 154H38V156L40 155V156H42L43 158H45L46 156V158L45 159H43L42 157H38V156H35ZM97 154V155H96ZM113 154V155H112ZM201 154L203 155V156H201ZM22 155V156H21ZM27 155V156H26ZM75 155V156H74ZM81 155V156H80ZM102 157H101V156ZM190 155V156H189ZM205 155V156H204ZM19 156V157H18ZM29 156V157H28ZM32 156H34V157H32ZM45 156V157H44ZM76 156L78 157V156H80V158H77V159H75L76 158ZM85 158H84V157ZM88 156V157H87ZM97 156H99V157H97ZM103 156H104V158H103ZM114 156H116L115 158H114ZM210 156V157H209ZM214 156V159H212V157ZM23 157H24V159H23ZM25 157H27L26 159H25ZM38 157V160L37 159H35V158H37ZM54 159H53V158ZM65 157L66 158H68L67 160L65 159ZM98 158V160H96L97 158ZM107 157H109V158H107ZM186 157H187V161H186ZM200 157H202V158H200ZM211 158V160L212 161H214V162H212V164H210V162H211V160H210V162H209V160L207 159V158ZM70 158V159H69ZM86 158H87V160H86ZM88 158L90 159L89 161H88ZM96 158V159H95ZM102 158H103V160H102ZM42 161H41V160ZM48 159V161H50V162H48V164H45V163H47V161H45V160H47ZM50 159V160H49ZM62 159H65L64 161L62 160ZM72 159H75V160H72ZM78 159H79V161H78ZM92 159V160H91ZM96 160V162H95V160ZM101 159V160H100ZM109 160V163H107L108 162V160ZM194 159H196V163H202L203 162V160H202V162H201V159H207V160H204V162H203V164H205V165H203L202 167H204L203 169H202V167H201V165H200V163H199V165L198 164H196V166L198 165L199 166V169L202 171H204V170H207L208 168H210V169H208V171H205V172H201L202 173V178L201 177H199V176H201V175H199V174H201L199 171H197V170H199L197 167H195V166H193V162H194ZM24 160H26V161H24ZM35 160H37V161H35ZM40 160V161H39ZM53 160V161H52ZM56 160V161H55ZM60 160V161H59ZM69 160H71V162L69 163ZM84 160V162H82ZM94 160V161H93ZM105 160V162H103ZM197 160H198V162H197ZM28 161V162H27ZM74 161H75V163H74ZM91 161V162H90ZM107 161V162H106ZM112 161V162H111ZM186 161V162H185ZM205 161H208L209 163H207V165L208 166H206V162ZM31 162H33V163H31ZM36 162V163H35ZM57 162L58 163H61V166H60V164H57ZM86 162V163H85ZM101 164H99V163ZM192 162V163H191ZM195 162H194V165H195ZM40 164V165H38V164ZM44 163V164H43ZM50 163V164H49ZM52 163H53V166L51 167V165H52ZM62 163H63V167H62ZM65 163V164H64ZM69 163V164H68ZM71 163H73V164H71ZM29 165V167H28V165ZM38 166H37V165ZM55 164H57V165H55ZM66 164H67V166L68 165H70V166H66ZM103 164V165H102ZM104 164H106V165H104ZM192 164V165H191ZM30 165H32V166H30ZM45 165V166H44ZM50 165V166H49ZM58 165H59V167H58ZM66 167H65V166ZM183 165V166H182ZM189 165H190V167L191 166H193V167H195V168H193V167H191V168H193V170L195 171L194 172V175H193V170L191 169V168H189ZM211 165H213L212 167H209V166H211ZM216 165V164H215ZM54 166H56V167H58L59 168V171H58V169L56 168V167H54ZM180 166H182V167H180ZM206 166V167H205ZM32 167V168H31ZM35 167H36V169H35ZM42 167V168H41ZM46 168V170H45V168ZM61 167V168H60ZM185 167V168H184ZM186 167H188V169H190L191 170V172L188 170H186ZM39 168V169H38ZM62 168H64V169H62ZM186 170V172H185V170ZM35 169V170H34ZM57 169V170H56ZM46 172H45V171ZM211 170V171H210ZM198 173H197V172ZM41 172V173H40ZM59 172V173H58ZM185 172V173H184ZM188 172H190V173H188ZM207 172H209V173H207ZM214 172V173H213ZM38 173V174H37ZM40 173V174H39ZM47 175H46V174ZM187 173V174H186ZM192 173V174H191ZM204 173H205V175H204ZM42 174V175H41ZM189 174H191V175H189ZM198 175V177L196 178V179H198V180H195L194 178H195V176H197ZM206 174H209L208 176L206 175ZM39 175H41V177H38ZM67 175V176H66ZM211 175V176H210ZM187 178H186V177ZM193 178H192V177ZM203 176H207V181L209 182H203V180H201V179H204L203 178ZM214 176V177H213ZM189 177H191L190 179H189ZM44 178H46V179H44ZM201 178V179H200ZM185 179H187L188 181H186ZM215 180V181H214ZM184 181H186V182H184ZM193 181H196V182H193ZM197 181H199L200 182V184H198L197 183ZM202 181V182H201ZM214 181V182H213ZM92 182H93V184H92ZM192 182L195 184H192ZM210 182H212V183H214V184H211ZM189 183V184H188ZM201 183H202V185H201ZM207 183H208V185H207ZM218 183V182H217ZM96 185V188H94L95 187V185ZM187 184L189 185V187L187 186ZM196 184L198 185V186H201V187H196ZM216 184V185H215ZM194 185V186H193ZM214 186V188H213V186ZM187 186V187H186ZM191 186V187H190ZM192 186H193V188L195 187L196 188V191L192 188ZM92 187V188H91ZM184 187V188H183ZM205 187V188H204ZM212 187V188H211ZM188 189V190H186V189ZM202 188V189H201ZM211 188V189H210ZM217 188H219V186L217 187ZM91 189L93 190V191H91ZM97 189V190H96ZM189 189H193L192 191L191 190H189ZM198 189V190H197ZM89 190H90V192H89ZM96 190V191H95ZM185 190V191H184ZM204 190V191H203ZM51 191V192H50ZM95 191V192H94ZM191 191V192H190ZM212 191V192H211ZM54 192V193H53ZM86 192H87V194H92V197L90 196V195H87L86 194ZM180 192H184L185 194H186V192L187 193H191V195H188L190 198H188V196H187V194L183 197L182 196V193H180ZM50 193V194H49ZM52 193V194H51ZM93 193H94V195L96 196V197H94V195H93ZM195 193V194H194ZM202 193H204V194H202ZM208 193H210V194H212V195H214L213 197L214 198H212V195L211 196H209V194ZM55 194V195H54ZM178 194H180L179 196H178ZM206 194V195H205ZM50 195V196H49ZM84 195V196H83ZM195 195H196V197H195ZM82 196H83V199H82ZM87 196H89V199H88V197ZM193 196V197H192ZM201 196L203 197V198H201ZM50 197V198H49ZM91 197V198H90ZM97 197H100V198H98L97 199ZM186 197H187V201H186ZM208 197H209V199H208ZM49 198V199H48ZM53 198V199H52ZM85 198H87V200L85 199ZM93 198H94V200L96 201V199H97V201H96V203H95V201L93 200ZM112 199L111 200V202L110 201H108V200H110V199ZM181 198V199H180ZM185 198V199H184ZM55 199V200H54ZM102 199V200H101ZM108 199V200H107ZM193 199V200H192ZM203 199H204V201H203ZM206 199V200H205ZM208 199V200H207ZM213 199V200H212ZM83 200H84V202H83ZM90 200V203L87 205V201H89ZM92 200L94 201V202H92ZM101 202H100V201ZM177 200V201H176ZM203 201V202H200V201ZM212 200V201H211ZM102 201H103V203H102ZM106 201H108V202H106ZM176 201V203H174V202ZM183 201H185V202H183ZM206 201V202H205ZM83 202V203H82ZM95 203V204H97V205H95L94 206V204H92V203ZM110 202V203H109ZM191 202V203H190ZM205 202V203H204ZM86 203V204H85ZM112 203V204H111ZM178 203V204H177ZM201 203V205H199ZM203 203V204H202ZM207 203V204H206ZM104 204V205H103ZM106 204H109L108 206H109V208H104V207H107V205ZM185 206H184V205ZM189 204V205H188ZM99 205V206H98ZM102 205V206H101ZM173 205V206H172ZM177 205H178V207H177ZM199 205V206H198ZM205 205V206H204ZM93 206V207H92ZM183 206H184V210H183ZM98 209H96V208ZM100 207V208H99ZM110 207H112V209L110 208ZM188 207V208H187ZM196 207H197V209H196ZM200 207V208H199ZM205 208L207 211V213L209 212V214L211 213L212 215H210V216H208L207 217V215L208 214H206V212L205 211H203L201 208ZM102 208H104V211H103V209ZM182 208V209H181ZM191 208H193V209H191ZM198 208H199V210H198ZM211 208H212V210H211ZM215 208V209H214ZM100 209V210H99ZM114 209H115V211H114ZM178 209V210H177ZM195 209V210H194ZM189 210L191 211L192 210V213H190L191 215L189 216V214L187 215V213H185L184 214V212H189ZM200 210L202 211V212H200ZM107 212L106 214L104 213V215H102L103 213L102 212ZM115 212V214H112V213H114ZM184 211V212H183ZM193 211H196V212H198V213H202V214H200L201 215V218H199L200 217V215L199 214H197L196 212H194L195 214H197V215H195L194 213H193ZM212 211V212H211ZM180 212H183V214L181 213V215H183V218L185 219H183L182 218V216L179 214ZM214 212V213H213ZM102 213V214H101ZM176 213V214H175ZM204 213L206 214V218L207 219H205V217H203V215H204ZM113 216H112V215ZM180 215V217H181V219L182 220H177V217H179V215ZM193 214V215H192ZM98 215H99V217H98ZM101 215V216H100ZM106 215V216H105ZM109 215H111V216H109ZM175 215H176V217H175ZM217 215V214H216ZM215 215V216H216ZM108 216V217H107ZM176 218L175 220V222L177 223V224H179V225H176V227L177 226H179L178 227V230H177V228L175 227V224H173L174 223V217ZM185 216V217H184ZM187 216H189V218L191 219L189 222H188V217ZM192 216V217H191ZM195 216H197V219H195L194 217ZM97 217H98V219H97ZM103 217V218H102ZM203 217V218H202ZM105 218V219H104ZM187 218V219H186ZM215 220H214V219ZM100 219H104V220H100ZM200 219V220H199ZM202 219V220H201ZM209 219V220H208ZM212 219V220H211ZM98 220V221H97ZM109 220V221H108ZM184 220V221H183ZM199 221L198 223L200 224V225H198L197 224V221ZM206 220V221H205ZM96 221V222H95ZM162 221V222H161ZM184 223H183V222ZM187 221V222H186ZM101 222L102 223H104V225L103 224H101ZM173 222V223H172ZM186 222V223H185ZM190 222H191V224H190ZM192 222H195L194 224L196 225L195 227H193L194 226V224L192 223ZM99 223V224H98ZM161 223H162V225H161ZM167 223H169V224H173L174 225V227H175V229H173L172 230V227H173V225L172 226H170L169 224H167ZM180 223H182L181 225H182V227L181 228H184V230L183 229H181L180 230ZM189 223V224H188ZM100 224H101V226H100ZM108 226H107V225ZM184 224V225H183ZM108 227H106V226ZM168 225V227H169V229L166 227ZM185 225H187L186 227H185ZM193 225V226H192ZM198 225V226H197ZM164 226V227H163ZM190 226V227H189ZM192 226V227H191ZM202 226V227H201ZM207 226V225H206ZM209 226V225H208ZM207 226V227H208ZM162 227H163V229H164V231L162 230ZM171 227V228H170ZM188 227H189V230H186V228L188 229ZM165 228H167L166 230H165ZM191 228V229H190ZM203 228H205L206 230L204 231L203 230ZM109 231H108V230ZM168 230V231H167ZM170 230H172V232L170 231ZM186 230V231H185ZM193 230V231H192ZM195 230V231H194ZM107 231V232H106ZM160 231V232H159ZM170 232V234L169 235H167L168 233L167 232ZM176 231L179 233V234H177L175 237H173L174 235H172V233H174V234H176ZM180 231H183V232H185V233H183V232H181V236H182V239L180 238L181 236H180ZM191 233H190V232ZM201 231V232H200ZM203 231V232H202ZM162 232H164V233H162ZM167 233V234H166ZM182 233H183V235H182ZM187 233V234H186ZM204 233V234H203ZM160 234H166L165 235V237L167 238V236L168 237H170V238H165L163 235H160ZM158 235H160V236H162V238L160 237V236H158ZM171 235V236H170ZM76 236L78 237L77 239H75L76 238ZM79 236H80V238L82 237V241L80 242V244L82 243V244H84V245H80L78 242L80 241V238H79ZM180 236V237H179ZM187 238H186V237ZM179 239H178V238ZM163 239V240H161V239ZM172 238H174V239H172ZM189 238H191V239H189ZM193 238V239H192ZM160 239V240H159ZM178 239V240H177ZM198 239V238H197ZM167 240H169L168 242H172V243H168L167 242ZM175 240V241H174ZM180 240H181V242H180ZM183 240H185L186 242H189V243H186V242H184L183 243ZM192 240V241H191ZM78 241V242H77ZM162 241H164L163 243H162ZM176 241H178V242H176ZM190 241L192 242L191 244H190ZM175 242V243H174ZM202 242V244L204 245H199V243H201ZM164 244V245H161L162 246V248H161V246H159V244ZM167 243V244H166ZM174 243V244H173ZM181 243V244H180ZM185 243L187 244V246L185 245ZM194 243V244H193ZM197 243V244H196ZM184 244V245H183ZM189 245H190V247H189ZM191 245H193V247H191ZM167 246V247H166ZM171 246V247H170ZM174 246V247H173ZM181 246L185 249V251H184V249L183 248H181ZM196 246V247H195ZM201 246V247H200ZM159 247V249L160 250H158L157 248ZM173 247V248H172ZM164 248V249H163ZM170 248V249H169ZM175 248H176V250L178 251L177 253L175 252L176 250H175ZM172 249V250H171ZM174 249V250H173ZM187 249V250H186ZM193 249V250H192ZM154 250H156V251H154ZM164 250V251H163ZM166 250V251H165ZM169 250V251H168ZM182 250V251H181ZM196 250V252H198ZM159 251V252H158ZM173 251H174V253H173ZM155 253L154 255L156 256V257H154V255L152 254V253ZM162 252V253H161ZM166 254H164V253ZM171 254H170V253ZM179 252H182V253H179ZM198 252V253H199ZM72 253V254H71ZM184 253V254H185ZM68 254V255H67ZM160 254V256L158 257V255ZM161 254H162V256H161ZM164 254V255H163ZM170 254V256H168ZM173 254H176L175 256H171V255H173ZM71 255V256H70ZM72 255H74L73 257H72ZM148 255H150L149 256V258H148ZM180 257H179V256ZM182 255V256H181ZM69 256H70V259H69ZM163 256H164V259H163ZM166 256V257H165ZM176 256H178V258L176 257ZM185 256V257H186ZM189 256V255H188ZM66 257V258H65ZM75 257V258H74ZM152 257V258H151ZM159 259H158V258ZM161 257V258H160ZM172 257V258H171ZM74 260H73V259ZM148 258V259H147ZM156 258V259H155ZM167 258H168V260H167ZM169 258H171L172 260H173V262H172V260L171 259H169ZM174 258L175 259H179L178 261L176 260V262L174 261ZM68 259V260H67ZM144 259H147V260H144ZM149 259H151V261L149 260ZM153 259V260H152ZM164 261H168V263H166V262H164ZM139 260V261H138ZM149 260V261H148ZM157 260V261H156ZM170 260V261H169ZM146 261V262H145ZM156 261V262H155ZM161 261H162V263H161ZM142 262V263H141ZM148 262V263H147ZM175 262V263H174ZM179 263H180V261H179ZM178 263V264H179Z\"/></svg>", "mask_w": 264, "mask_h": 264}, {"label": "bare ground", "instance_id": "obj_2", "mask_svg": "<svg viewBox=\"0 0 264 264\" xmlns=\"http://www.w3.org/2000/svg\"><path fill=\"white\" fill-rule=\"evenodd\" d=\"M2 1V0H1ZM45 1V0H44ZM47 1V0H46ZM50 1V0H49ZM67 1V0H66ZM69 1V0H68ZM84 1H86V0H84ZM97 1V0H96ZM95 1V2H96ZM107 1H109V0H107ZM116 1V0H115ZM119 1V0H118ZM124 1V0H123ZM123 1H122V4H123ZM128 2H126V0H125V2L127 3V5H129L128 3H129V1L130 0H127ZM133 1V0H132ZM132 1H130L131 3H134V2H132ZM141 1H143V0H141ZM140 1V2H141ZM153 1V2H152ZM151 2H152V4L153 5H151V7L150 8H153V6H155L156 5V3H154V2H156L155 0H152ZM158 1V0H157ZM161 1V0H160ZM166 1V0H165ZM167 1H170V0H167ZM166 1V2H167ZM173 1V0H172ZM177 1H181V0H177ZM186 1V3H185V7H184V10L185 11H187L186 13L188 14V13H190L191 15H193V17H194V15L195 14H197L198 16H199V18H198V25H201L200 23L201 22H199V21H206L207 19L209 20V15L211 16L212 15V13H210V9L212 8V5H213V3H214V5L216 6H214L215 8H213L212 10V12H214L215 11V9L217 8V10H216V13H219V14H217V21H218V19H219V22H218V24H219V27H220V29H219V32L221 33V37H220V39L217 41V40H215V38L214 39H212L213 41H211V40H209V39H207L208 37H206V35L207 34H205L206 32H204L203 31V33H201V32H198L197 33V31L195 30V29H193V27L195 26L193 23H191L192 25V27L191 28H185L186 27V24L185 25H183L185 22H184V20H187L189 17V14H188V16H186L185 15V17H182V15H179V14H177V10L175 9V7L176 6H174L173 4H174V2H173V4H166L167 5V8L165 9L166 11L165 12H168V10L169 11H171V12H168V14L170 13V20H171V24H173V22L174 23H178L179 25L178 26H176V24H173V25H170L171 27H173L174 25H175V27H174V33H175V36H174V39L173 38H171L167 43H168V45H165V43H163L164 42V40L163 41H159V39L158 40H156L155 39V36H154V38L152 37L153 35V32H152V34L150 35V33H148L146 30L145 31H141V32H144V34H145V32L148 34L147 36H150L149 38H150V40L148 41L147 39H148V37H146L145 35L144 36H142L143 35V33H142V35L140 34V30L138 31V33L136 32V31H134L133 30V28H128V27H125V28H123L122 26V24H125L128 20H126V19H128V17L124 20V16H123V18L121 17V16H119V18L121 17V20L123 19L124 21H125V23H124V21L122 20V24L120 25V22H119V25L118 24H116V23H114L112 20H110L111 19V16L109 17L110 19H107V14L106 13H108L109 12V10H108V12H107V10H105V9H103V10H101V11H99V5H98V10H96L95 11V8H92V9H94V11H95V13L97 14L96 16H97V19L100 21L99 23H101V25L103 26V29L101 30V32L98 34V35H96L95 33H93V35H96V36H93V43H94V49H95V47H96V49H95V51H94V54H93V56H96V58H95V60H97L96 62H105V61H99V59H100V56H102V54H104V53H106L108 50H107V48L105 47L107 44L105 43V41H104V43H102L101 42V37L103 36L104 37V35H106L107 36V34L106 33H108L110 36H111V38L114 40V44L116 45V48L114 47V49H112V50H110L109 51V55H110V59H112V60H116L117 58H119V56L118 55H120L121 53H129L130 54V57H135L136 59H139V60H137L138 61V63H140L141 64V66H147L148 65V67L146 68V67H144V68H146V72H144V71H142V73L141 74H137V72L136 71H134V69H132L133 71V73H132V79H129L128 81H125V82H123L124 83V86H123V88H122V91H121V93L120 94H118V95H116L115 94V92L117 91V89H115V88H113V90H115V92H114V96H112L113 98H109V97H107V98H102V102H104V101H107V100H109V101H113V102H116L117 100H121V99H123L122 97L123 96H125L126 97V99L128 100L127 102H139L140 104H141V108L143 109V113H144V116H142V114L140 113V115L142 116V117H144L142 120V125L141 124H139L140 126H138L139 127V129L135 132V136L136 137H138L139 136V134H140V130L142 129V127L144 128V126L143 125H146V124H150V123H147L148 122V120H150V118L153 120V119H155V121H156V118L159 116L158 114L159 113H162L161 111H164V109H163V107H166V106H164L166 103L169 105V103L167 102V100H169L170 101V98L169 99H167V94H166V92L167 91H169V90H163V91H161V92H158V90L156 91V89H146V90H148V92H150L149 94L146 92V90H145V86L146 85H148L149 83H152V81H163V80H165L167 77H169L167 80V83H166V85L168 86V87H165V88H174L175 87V85H172V84H175V83H178L179 81V83L181 84V85H183V84H187V85H190V86H192V85H195L199 80H201L200 78H201V76H200V72H201V70H200V68H198V65L199 64H195V63H191L190 61H187V56H186V59L184 60H182L183 62L181 63L180 62V54H178V53H176L174 50V43H175V41L176 40H178V39H182V40H184L185 38H186V36H185V34H187V33H189V34H191L192 36H195V37H197V39H198V41L200 42V45L203 47L202 49H200V47H198V49H200V53L198 54V56H195L194 58L195 59H199V60H201V61H204V62H207V61H209V58L211 57L210 56V51L211 50H214L215 52H218V56H216L217 58H215V59H217V62H218V69L220 70V72H221V74H220V72H219V74L221 75V77L219 78V80H220V83H219V86H218V88H216V92H217V97H216V99H217V101L214 103V105H216V106H214L215 107V112H214V119H215V132L213 131V130H209L210 131V133L209 132H202V134H201V137L203 138V140L205 139V140H207V142L208 141H210V139H211V137L212 136H214L213 138H214V140H215V147H216V154H215V158L216 159H214V156L212 157V159H214V160H216L215 162L214 161H212L211 160V158H207L208 160L210 159L211 160V162H210V160H209V162H210V164H212V162H214L213 163V165L215 166V167H212L213 165H211V166H209V167H212V168H215V170L214 169H211L212 171H215V178L217 179V182H216V184H219L218 186H219V188H217L218 186H215L216 187V189H217V191L216 190H214L215 192H212V194L213 193H215L214 195H212V194H210V193H208L209 194V196H211L212 195V198H214L215 197V202L216 203H212V202H210L209 203V201H210V199H209V197H208V205L206 206V207H208L210 204H215L216 205V213L214 214V216H212V217H215V221H212V222H208V224H205V228H207V230L205 229V228H203V230L205 231L206 230V234L203 236V238L201 237L200 238V236L198 235L197 237H195L194 236V239H193V241L192 242H194L195 243V241L194 240H198V242H199V239L202 241H205L206 243H205V245L206 246H204L203 244H202V242L201 243H199V245H203L204 247H205V249L200 253L197 249H202V247L201 248H193L195 251V253H197V254H191L190 253V251H188V250H191V248L189 249L188 248V250H187V252H189V256L187 255L186 256V253L184 254H182V255H184L183 256V260L181 261V260H179V259H175L174 258V261L176 262V260L178 261H180V263H179V261L176 263V264H264V0H259V3H260V5H259V7H260V9H261V11H260V24H261V27H260V30H259V32L261 33V35L258 33V35H260V36H262V40H263V44H259V43H256V41H257V39H255V37L256 38H258L257 36H255L254 35V33H255V31H254V29H252V28H255V27H252L251 28V25H249V23L245 20V18H244V16L243 15H245L246 14V12H245V14H244V11H245V9H248V7L249 6H251V1L250 0H199V1H197V0H185ZM59 2V1H58ZM60 2H61V0H60ZM71 2V1H70ZM75 2V1H74ZM91 3L90 4H92V3H94V2H92V1H90ZM98 2H99V0H98ZM98 2H96V5H97V3ZM105 2V1H104ZM113 2H114V0H113ZM117 2V1H116ZM120 2V1H119ZM124 2V3H125ZM137 2V1H136ZM136 2L133 4L134 5V7H137L135 4H136ZM147 0L145 1L144 0V2L143 3H141V4H146L147 5ZM162 2H164V0L162 1ZM162 2H161V4H162ZM182 2V4L184 5V3H183V0L181 1ZM253 2V1H252ZM6 3V2H5ZM46 3V2H45ZM62 3V2H61ZM67 2H65V4H66ZM84 3V2H83ZM111 3V1L109 2V4ZM115 3V2H114ZM114 3H113V6H114ZM149 3H150V1H149ZM160 3V2H159ZM158 3V4H159ZM165 3V2H164ZM176 3V2H175ZM178 3V5L179 4H181V3H179V2H177ZM254 3L256 4V1H254ZM1 4V3H0ZM53 4V6H54V4L55 3H52ZM68 4V3H67ZM66 4V5H67ZM78 4V3H77ZM82 4V3H81ZM85 4V3H84ZM88 4H89V2H88ZM101 4V3H100ZM103 4V3H102ZM119 4V3H118ZM121 4V3H120ZM119 4V5H120ZM121 4V5H122ZM138 4V3H137ZM140 4V5H141ZM158 4H157V8H159L158 7ZM160 4V5H161ZM182 4L181 5H179V7L180 6H182ZM2 5V4H1ZM0 5V6H1ZM59 5V4H58ZM69 5H71V3L69 4ZM76 5V4H75ZM79 5H80V3H79ZM85 5H87V4H85ZM93 5V4H92ZM92 5H90V6H92ZM95 5V6H96ZM107 5V4H106ZM127 5H125V7H127ZM130 5H132V4H130ZM129 5V7L128 8H126L127 9V11H129V12H131L130 10H128L130 7H132V6H130ZM150 5V4H149ZM165 5V4H164ZM5 6V5H4ZM48 6H49V4H48ZM51 6V5H50ZM78 6V5H77ZM81 6V5H80ZM101 6V5H100ZM104 6V5H103ZM118 6V5H117ZM142 6V5H141ZM163 6V5H162ZM161 6V7H162ZM3 7V6H2ZM66 7V6H65ZM71 7V6H70ZM75 7V6H74ZM81 7H84V6H81ZM87 7H89L88 5H87ZM106 7V6H105ZM112 7V6H111ZM110 7V8H111ZM134 7H132L133 8V10H134ZM147 8H149L148 6H146ZM156 7V6H155ZM155 7L153 8L154 10H155ZM164 7V6H163ZM178 7V6H177ZM183 7H181V8H183ZM257 7V6H256ZM14 8V7H13ZM55 8H56V5H55ZM58 8H59V6H58ZM57 8V9H58ZM67 8H68V6H67ZM90 8V7H89ZM106 8H109L108 6L106 7ZM139 8H141V7H138V11H139ZM253 8V7H252ZM4 9V8H3ZM6 9L8 10V8L6 7ZM66 9V8H65ZM71 8H69V10H70ZM85 9V8H84ZM97 9V8H96ZM114 9V8H113ZM121 9H122V7H121ZM142 9V8H141ZM143 9H144V7H143ZM153 9H151V10H153ZM161 9V8H160ZM177 9H179L180 10V8H177ZM254 9V8H253ZM257 9H259V8H257ZM5 10V9H4ZM12 10V9H11ZM68 10V9H67ZM74 10V9H73ZM80 10H82V9H80ZM86 10V9H85ZM84 10V11H85ZM105 10V11H104ZM124 10L125 9H123V12H124ZM145 10V9H144ZM153 10V11H154ZM157 10H159V9H157ZM250 10H252V9H250ZM16 11V10H15ZM72 11V10H71ZM77 11V10H76ZM92 11V10H91ZM105 13H104V12ZM111 11V10H110ZM114 11V10H113ZM113 11H111L110 13H112ZM126 11V10H125ZM147 11V10H146ZM149 11H150V9H149ZM161 11V10H160ZM249 10H247V12H248ZM255 11V10H254ZM55 12V11H54ZM57 12V11H56ZM61 12H62V9H61ZM78 12V11H77ZM81 12V11H80ZM89 12V11H88ZM128 12V13H129ZM140 12V15L142 16V18H141V16H140V19H145L148 15V13H146L145 11H142L143 13H141V11H139ZM148 12V11H147ZM151 12V11H150ZM155 12V11H154ZM154 12H153V15H154ZM183 12V11H182ZM252 12V11H251ZM15 13V12H14ZM57 13H59V10H58V12ZM73 13V12H72ZM109 13V14H110ZM115 13H116V11H115ZM119 13H121L120 12V10H119ZM128 13H126L127 15H128ZM137 13V12H136ZM135 13V14H136ZM158 13V12H157ZM160 13V12H159ZM158 13V14H159ZM162 13H164V12H162ZM249 13H250V11H249ZM253 13V12H252ZM251 13V14H252ZM257 15H256V14ZM255 13L253 14V15H255V16H259L258 14V12H256L255 11ZM3 14V13H2ZM60 14V13H59ZM63 14H66L65 13V10H64V13ZM63 14H62V16H63ZM69 14V13H68ZM86 14V13H85ZM89 14V13H88ZM90 14H91V12H90ZM114 14V13H113ZM113 14H112V16H113ZM123 14V13H122ZM125 13L123 14V15H126ZM131 14V13H130ZM165 14V13H164ZM182 14V13H181ZM4 15V14H3ZM3 15H2V17H3ZM40 15H43V14H40ZM47 14H45L44 15V17L46 16ZM54 15V14H53ZM71 15V14H70ZM93 15H94V13H93ZM111 15V14H110ZM117 15V14H116ZM132 15H133V12H132ZM131 15V16H132ZM138 15V14H137ZM246 15H248V14H246ZM245 15V16H246ZM253 15H251V16H253ZM5 16V15H4ZM10 16V18H11V15H9ZM14 16H15V14H14ZM21 16V15H20ZM48 16V15H47ZM61 16V17H62ZM65 16V15H64ZM64 16H63V18H64ZM68 16V15H67ZM67 16H65V17H67ZM83 16V14L81 13H79L78 12V14L76 15V18L78 19V21L81 23V24H84V23H82L81 21H83L84 20V17H82ZM87 16V15H86ZM90 16V15H89ZM117 16V17H118ZM130 16V17H131ZM139 16V15H138ZM137 16V17H138ZM164 16H166V17H168L166 14L165 15H163V17ZM197 16V17H198ZM213 16H216V14H214ZM213 16H211V19H212V17ZM250 16V14H249V16H246V17H251ZM0 17H1V15H0ZM13 17V16H12ZM42 16H40V18H41ZM51 17V16H50ZM49 17V18H50ZM55 17V16H54ZM58 17V16H57ZM71 17V16H70ZM73 17H74V15H73ZM92 17V16H91ZM114 17V16H113ZM126 17V16H125ZM133 17V16H132ZM150 17V16H149ZM151 17H152V15H151ZM254 17V16H253ZM18 18H19V16L16 18V20L18 21ZM53 18V17H52ZM88 18V17H87ZM86 18V19H87ZM156 18V17H155ZM160 18V17H159ZM161 18H162V16H161ZM256 18H259V17H256ZM255 18V19H256ZM13 19V18H12ZM48 19V18H47ZM46 19V20H47ZM59 19H60V17H59ZM69 19H71V18H69ZM68 19V20H69ZM91 19V18H90ZM93 19V18H92ZM117 19V18H116ZM115 19V20H116ZM135 19H137L136 17H135ZM149 19V18H148ZM163 19H165L166 20V18H162V20ZM169 19H167V20H169ZM191 19H192V17H191ZM191 19H189L190 21H191ZM41 20V19H40ZM55 20H56V18H55ZM67 20V19H66ZM68 20L65 22V24L68 22ZM119 20V19H118ZM153 20V19H152ZM157 20V19H156ZM159 20H161V19H159ZM158 20V21H159ZM197 20V19H196ZM213 20V19H212ZM212 20H210V21H212ZM7 21V20H6ZM11 21V20H10ZM17 21H16V23H17ZM62 21V20H61ZM77 21V22H78ZM94 21H95V19H94ZM97 21V20H96ZM117 21V20H116ZM130 22H131V19L129 20ZM128 21V22H129ZM150 21V20H149ZM155 21V20H154ZM193 21V20H192ZM214 21V20H213ZM249 21V20H248ZM251 21V20H250ZM253 21L255 22V20L253 19ZM42 22H43V20H42ZM60 22V21H59ZM83 22H86V20L85 21H83ZM128 22L126 23V25H128ZM129 22V23H130ZM138 22V21H137ZM145 22H146V20H145ZM145 22H144V25H145ZM148 22V21H147ZM160 22V21H159ZM159 22H157V23H159ZM167 22V21H166ZM189 22V21H188ZM195 23L197 22V21H194ZM209 22V21H208ZM207 22V23H208ZM215 22V21H214ZM256 22H257V20H256ZM255 22V24H257ZM19 23V22H18ZM54 23V22H53ZM71 23V22H70ZM69 23V24H70ZM79 23V24H80ZM99 23L97 24V25H99ZM133 23H134V21H133ZM150 24H152L151 23V21L149 22ZM149 23H147V24H149ZM155 23H156V21H155ZM165 23V22H164ZM167 23H169V22H167ZM166 23V24H167ZM187 23V22H186ZM210 23V22H209ZM213 23V22H212ZM212 23H210V24H212ZM253 23V22H252ZM1 24V23H0ZM49 24H51V23H49ZM57 24V23H56ZM60 24V23H59ZM63 25H64V23H62ZM61 24V25H62ZM72 24H74L73 22H72ZM77 24V23H76ZM86 24V23H85ZM88 24V23H87ZM139 24H141V25H143L142 24V22L140 21L139 22ZM138 24V25H139ZM154 24V23H153ZM161 25H162V23H160ZM170 24V23H169ZM209 24V25H210ZM216 23H214V25H215ZM8 25V24H7ZM6 25V26H7ZM21 25V24H20ZM52 25V24H51ZM55 25V24H54ZM54 25H53V27H54ZM58 25V24H57ZM62 25V26H63ZM67 25V24H66ZM91 25V24H90ZM132 25V24H131ZM135 24H133L132 26H134ZM140 25V26H141ZM143 25V26H144ZM156 25V24H155ZM155 25H154V27H155ZM194 25V26H193ZM197 25V26H198ZM18 26H19V24H18ZM18 26H16V27H18ZM41 26H42V24H41ZM44 26V25H43ZM61 26V27H62ZM65 26V25H64ZM69 26V25H68ZM125 26V25H124ZM151 26V25H150ZM153 26V25H152ZM211 26L212 25H210V30L208 31V33L211 31ZM252 26H255V25H252ZM258 26V25H257ZM10 27V26H9ZM13 27H15V25H14V23H13ZM20 27H22V26H20ZM40 27V26H39ZM50 27H52V26H49V28ZM52 27V28H53ZM55 27L56 28H58L56 25H55ZM70 27H71V25H70ZM98 27V29H99V26H97ZM158 27V26H157ZM161 26H159V28H160ZM167 27L169 28V26L167 25ZM170 27V28H171ZM204 27V26H203ZM218 27V26H217ZM8 28V27H7ZM44 28V27H43ZM42 28V29H43ZM52 28H50L51 30H52ZM64 28V27H63ZM69 28V27H68ZM67 28V29H68ZM72 28V27H71ZM79 28V27H78ZM78 28L76 29V30H78ZM84 28V27H83ZM83 28H79L80 30H82ZM89 28H90V26H89ZM142 28V27H141ZM140 28V29H141ZM144 28V27H143ZM142 28V29H143ZM146 28V27H145ZM147 28H149V30L152 28V27H147ZM146 28V29H147ZM164 28V27H163ZM166 28V27H165ZM164 28V29H165ZM167 28V29H168ZM194 28H196V26L194 27ZM216 28V27H215ZM215 28H213V29H215ZM13 29V28H12ZM16 29V28H15ZM14 29V30H15ZM20 29H23V28H20ZM49 29V30H50ZM66 29V28H65ZM74 29V28H73ZM97 28H95V30H96ZM155 29H157V28H155ZM162 29V28H161ZM197 29H199V28H197ZM205 29H206V26H205ZM208 29V28H207ZM217 29V28H216ZM9 30V29H8ZM47 30H48V28H47ZM53 30L55 31V29L53 28ZM56 30H58V29H56ZM85 30V29H84ZM87 30H88V28H87ZM90 30V29H89ZM93 30V29H92ZM92 30H91V32H90V34L92 33ZM137 30V29H136ZM148 30V31H149ZM153 30V29H152ZM163 30V29H162ZM166 30V29H165ZM164 30V31H165ZM172 30V31H173ZM200 31H201V28L199 29ZM204 30V29H203ZM258 30V29H257ZM17 31V30H16ZM53 31V32H54ZM59 31V30H58ZM62 31V30H61ZM64 31V30H63ZM66 31V30H65ZM69 31H71V30H69ZM74 31V30H73ZM159 31V30H158ZM157 31V32H158ZM167 31H170V30H167ZM171 31V32H172ZM10 32H12V31H10ZM41 32H43V31H41ZM48 32V31H47ZM155 33H156V31H154ZM160 32H162V31H160ZM211 32H213V31H211ZM215 32L217 33V31L215 30ZM218 32V33H219ZM14 32H12V34H13ZM17 33V32H16ZM49 33H51V31L50 32H48V34L45 32V34L46 35H48L49 37H51V35L49 34ZM58 33V32H57ZM68 33V32H67ZM73 33V32H72ZM82 33V32H81ZM164 33V32H163ZM168 33V32H167ZM167 33H165V34H167ZM214 33V32H213ZM216 34V36H218V35H220V34ZM21 34V33H20ZM19 34V35H20ZM42 34V33H41ZM54 34V33H53ZM60 34H62V33H60ZM77 34V33H76ZM79 34V33H78ZM83 34V33H82ZM87 34V33H86ZM104 34V35H103ZM138 34H140V35H138ZM157 34V33H156ZM158 34H159V32H158ZM168 34H171V33H168ZM167 34V35H168ZM215 34V33H214ZM256 34H257V32H256ZM2 35H4V34H2ZM1 35V36H2ZM9 35L11 36V34L9 33ZM17 35V34H16ZM43 35H44V32H43ZM43 35H41V37H40V39L42 38V36ZM45 35V36H46ZM68 35H69V33H68ZM68 35L66 36V38L68 37ZM85 35V34H84ZM155 35V34H154ZM172 35V34H171ZM174 35V34H173ZM190 35V36H191ZM210 35V34H209ZM212 35V34H211ZM210 35V36H211ZM6 36V35H5ZM10 36H8V37H10ZM55 36V35H54ZM53 36V37H54ZM64 36V35H63ZM158 36V35H157ZM163 35L161 34V37H162ZM166 36V35H165ZM191 36V37H192ZM212 36H215V35H212ZM3 37V36H2ZM7 37V38H8ZM19 37V36H18ZM21 37V36H20ZM49 37H48V39H49ZM58 37V36H57ZM76 37H77V35H76ZM90 38L91 37V35H89V36H87V38ZM170 37V36H169ZM173 37V36H172ZM177 37V38H176ZM219 37V36H218ZM12 39H13V37H11ZM10 38V39H11ZM14 38H16V37H14ZM36 38V37H35ZM45 39H47V36L46 37H44ZM59 38V37H58ZM81 38H82V35H81ZM81 38H80V40H81ZM85 38H86V35H85ZM147 38V39H146ZM158 38H159V36H158ZM163 38H164V36H163ZM162 38V39H163ZM167 37H165L164 39H166ZM210 38V37H209ZM259 38V39H260ZM1 39V38H0ZM4 39V38H3ZM9 39V38H8ZM11 39V40H12ZM19 39V38H18ZM18 39H13V40H15L16 42H17V40ZM60 39V38H59ZM71 39V38H70ZM74 39V38H73ZM77 39V38H76ZM161 39V38H160ZM161 39V40H162ZM217 39V38H216ZM260 39V40H261ZM6 40V37H5V39H4V41ZM11 40H10V42H11ZM22 40V39H21ZM39 41V39L37 38L36 39V41ZM52 41H53V39H51ZM69 40V39H68ZM215 40V41H214ZM256 40V41H255ZM259 40V41H260ZM14 41V42H15ZM27 41V40H26ZM31 41V40H30ZM30 41H28L29 43H30ZM35 41V42H36ZM37 41V42H38ZM41 42L43 41L42 39L40 40ZM39 41V42H40ZM78 41H79V39H78ZM95 41V42H94ZM13 41H12V44L14 43ZM27 42V44L29 45V43ZM32 42V41H31ZM33 42H34V40H33ZM40 42V43H41ZM45 42H47L46 40H45ZM44 42V43H45ZM50 43H51V41H49ZM48 42V44H50ZM76 42V41H75ZM90 42V41H89ZM106 42H107V40H106ZM109 42V41H108ZM178 42V41H177ZM261 42V41H260ZM2 43V42H1ZM18 43H19V40H18ZM23 43V42H22ZM43 43V44H44ZM92 43V44H93ZM110 43V42H109ZM189 43V42H188ZM192 43V42H191ZM190 43V45L192 46V44ZM195 43V42H194ZM262 43V42H261ZM9 44V43H8ZM14 44H17V43H14ZM25 43H23V45H24ZM33 44V43H32ZM32 44L30 45V46H32ZM47 44V43H46ZM53 45L55 44V42H53L52 43ZM51 44V45H52ZM76 44V43H75ZM87 44V43H86ZM85 44V45H86ZM91 44V43H90ZM89 44V45H90ZM91 44V45H92ZM96 44H98V46L96 45ZM103 44L105 45V46H103ZM111 44V43H110ZM38 45V44H37ZM56 45L57 44H55V47H56ZM187 45H189V44H187ZM17 46V45H16ZM29 46V47H30ZM33 46H34V44H33ZM168 46V47H167ZM199 46V45H198ZM26 47H28V46H26ZM28 47V48H29ZM36 47V46H35ZM49 46H47V48H48ZM51 47V46H50ZM49 47V48H50ZM59 47V46H58ZM183 47V46H182ZM186 47L188 48V46H185V50H186ZM194 47H195V45H194ZM27 48V49H28ZM57 48V47H56ZM79 48V47H78ZM85 48H86V46H85ZM179 48H181V47H179ZM189 48H190V46H189ZM21 49V48H20ZM32 49V48H31ZM34 49V48H33ZM36 49V48H35ZM55 49V48H54ZM61 49V48H60ZM70 49V48H69ZM91 49H93L92 47H91ZM174 49V50H173ZM183 49V48H182ZM197 48L195 49V50H198ZM250 49H255L256 50V52L255 53H257L258 54V60H256V62L253 60V59H251V57L249 56L250 55V53L248 54L247 53V51H249ZM41 50H42V48H41ZM47 50V49H46ZM71 50V49H70ZM184 50V51H185ZM188 50V49H187ZM190 50V49H189ZM189 50H188V52H189ZM2 51V50H1ZM0 51V52H1ZM38 52L40 51V50H37ZM48 51H49V49H48ZM56 51V50H55ZM54 51V52H55ZM65 51H66V49H65ZM82 51V55H87V53L85 54V52H86V50H84V49H82L81 50ZM88 51H90V48L88 49ZM177 51V50H176ZM251 51V50H250ZM47 53V51H44V53ZM50 52V51H49ZM92 52V51H91ZM254 52V51H253ZM33 53V52H32ZM40 53V52H39ZM59 53V52H58ZM79 53V52H78ZM187 53V52H186ZM198 53V52H197ZM214 53V52H213ZM246 53H247V55L248 56H246ZM252 53V52H251ZM76 54V53H75ZM129 54H128V56H129ZM31 55H33V54H31ZM40 55H42L41 53H40ZM52 55H53V53H52ZM54 55H55V53H54ZM60 55H64V53L63 54H61V52H60ZM59 55V56H60ZM72 55V54H71ZM71 55H68V56H71ZM79 55H81V53L79 54ZM79 55H77L78 57H79ZM81 55V56H82ZM34 56V55H33ZM33 56H31V57H33ZM56 56H58V54H56ZM68 56H61L60 58L61 59H66ZM73 56V55H72ZM75 56V55H74ZM80 56V57H81ZM84 56H82L83 58H84ZM120 56H122V55H120ZM185 56V55H184ZM254 56H255V54L253 55V58H254ZM257 56V55H256ZM2 57V56H1ZM23 57V56H22ZM29 56H27V58H28ZM43 57V56H42ZM41 57V58H42ZM50 57V56H49ZM66 57V58H65ZM86 57V56H85ZM88 57V56H87ZM86 57V58H87ZM127 57V56H126ZM129 57V58H130ZM191 57V56H190ZM189 57V58H190ZM193 57V56H192ZM191 57V58H192ZM12 58H13V56H12ZM11 58V59H12ZM26 58V59H27ZM40 58V59H41ZM52 58V57H51ZM57 58H59V57H55L54 56V59H57ZM58 59V60H60L61 61V63H58V64H61V65H63V63H62V61L64 62V60H61V59ZM74 58V57H73ZM72 57H69V59L71 60V59H73ZM93 58V57H92ZM103 58V57H102ZM124 58V57H123ZM128 58V57H127ZM183 58V57H182ZM194 58H193V60H194ZM1 59V58H0ZM19 59V58H18ZM39 59V60H40ZM75 59H76V57H75ZM80 59V58H79ZM79 59H77V60H79ZM85 59V58H84ZM106 59V58H105ZM121 59V58H120ZM211 59V58H210ZM214 59V60H215ZM5 60H6V58H5ZM5 60H4V63H5ZM15 60H17V58H15ZM20 60V59H19ZM23 60V59H22ZM31 60H32V58H31ZM31 60H30V62H31ZM35 60V59H34ZM57 60V61H58ZM70 60H68V61H70ZM80 60H82V59H80ZM89 60V59H88ZM101 60V59H100ZM103 60V59H102ZM125 60V64H126V59H124ZM129 60V59H128ZM130 60L132 61V58H130ZM189 60V59H188ZM2 61V60H1ZM8 61V60H7ZM18 61V60H17ZM25 61V60H24ZM27 61V60H26ZM36 61V60H35ZM44 61V60H43ZM67 61V62H68ZM73 61V60H72ZM71 61V63H73ZM75 61V60H74ZM85 61V60H84ZM107 61H108V59H107ZM111 60H109V62H110ZM134 61V60H133ZM132 61V62H133ZM3 62V61H2ZM11 62V61H10ZM30 62H28L29 64H30ZM37 62H38V60H37ZM36 62V63H37ZM42 62V61H41ZM52 62V61H51ZM56 62V61H55ZM82 62V61H81ZM121 62H123L124 63V61H121ZM135 62H136V60H135ZM213 62V61H212ZM36 63H35V65H36ZM69 63V62H68ZM68 63H66V64H68ZM94 63V62H93ZM112 63V62H111ZM134 63V62H133ZM132 63V64H133ZM11 64V63H10ZM15 64V63H14ZM13 64V65H14ZM21 64L23 65L24 63H22L21 62ZM40 64V63H39ZM44 64V63H43ZM42 64V67L44 66L45 67V64L43 65ZM57 64V65H58ZM92 64V63H91ZM114 64V63H113ZM117 64V63H116ZM116 64H115V67H116ZM119 64H120V62H119ZM130 64V63H129ZM205 64V63H204ZM3 65V64H2ZM9 65V64H8ZM34 65V64H33ZM72 65V64H71ZM80 65V64H79ZM93 65V64H92ZM96 65H98V63H96ZM105 65H107L108 66V64H107V62H106V64ZM111 65V64H110ZM122 65H124V64H120V65H117L118 67H122ZM131 65V64H130ZM138 65V64H137ZM208 65V64H207ZM215 65H216V63H215ZM5 66V65H4ZM3 66V69L6 67V68H8L9 66H7V64H6V66L4 67ZM25 66H26V64H25ZM58 66H60V65H58ZM73 66V65H72ZM87 66H90L89 64L87 65ZM101 66V65H100ZM114 65H112V67H113ZM11 67V66H10ZM22 67V66H21ZM39 67H41V66H39ZM41 67V68H42ZM44 67H43V69H44ZM61 67V66H60ZM85 67L86 66H84V69H85ZM92 67V66H91ZM103 67V66H102ZM110 67V66H109ZM117 67V68H118ZM120 67V68H121ZM128 67H130V66H128ZM137 67V66H136ZM203 67V66H202ZM207 67V66H206ZM214 67V66H213ZM12 68V67H11ZM16 68V67H15ZM14 67H13V70L15 69ZM24 68V67H23ZM31 68H32V66H31ZM36 68V67H35ZM62 68H63V66H62ZM61 68V69H62ZM82 68H83V66H82ZM90 68V67H89ZM88 68V69H89ZM96 68V67H95ZM99 68V67H98ZM127 68V67H126ZM133 68H135V67H133ZM138 68H140L139 66L137 67V69ZM212 68V67H211ZM211 68L210 69H208L209 71L211 70ZM10 69V68H9ZM25 69V68H24ZM61 69H60V72H61ZM77 69H79L80 70V72H81V69L80 68H77ZM91 69V68H90ZM89 69V70H90ZM93 69V68H92ZM130 69H131V67H130ZM136 69V70H137ZM213 69V68H212ZM216 69H217V66H216ZM29 70H30V67H29ZM38 70V69H37ZM70 70V69H69ZM76 70V69H75ZM97 70V69H96ZM99 70V69H98ZM100 70H102V69H100ZM121 70H123V69H121ZM125 70V69H124ZM129 70V69H128ZM140 70V69H139ZM141 70H142V68H141ZM198 70H200V72L199 73H196V74H199V76H197L196 77V74H194L193 75V71H198ZM5 71H8L7 69H5ZM11 71L12 70H10V74H11ZM17 71V70H16ZM16 71H14V74H15V72ZM26 71V70H25ZM34 71H36V70H34ZM41 71V70H40ZM48 71V70H47ZM46 71V72H47ZM57 71V70H56ZM58 71H59V69H58ZM57 71V72H58ZM63 71V70H62ZM68 71V70H67ZM67 71H66V73L64 74V78H67V76H69L68 74H67ZM71 71V70H70ZM83 71V70H82ZM95 70H92V73L94 72ZM103 71V70H102ZM203 71V70H202ZM204 71H207L206 69H204ZM211 71H213V70H211ZM216 70H214V72H215ZM2 72H4L3 70H2ZM32 72V71H31ZM39 72V71H38ZM59 72V73H60ZM69 72V71H68ZM72 72V71H71ZM78 72V71H77ZM108 72V71H107ZM125 72L126 71H124V74H125ZM144 72V73H143ZM214 72H212V73H214ZM12 73H13V71H12ZM27 73H29V72H27ZM35 73V72H34ZM42 73H45V69H44V72L42 71ZM48 73V72H47ZM52 73V72H51ZM73 73V72H72ZM76 72H74V74H75ZM79 73V72H78ZM78 73H77V75H78ZM88 73V72H87ZM97 73V72H96ZM110 73V72H109ZM112 73H114V71L112 72ZM122 73V72H121ZM129 73H130V70H129ZM203 73V72H202ZM201 73V75H203ZM209 73V72H208ZM14 74H13V76H14ZM16 74H18V73H16ZM15 74V75H16ZM31 74V73H30ZM29 74V75H30ZM32 74H33V72H32ZM31 74V75H32ZM63 74V73H62ZM81 74H83V73H80L79 74V76H81ZM86 74V73H85ZM84 74V75H85ZM91 74V72L88 74V75H90ZM108 74V73H107ZM106 74V75H107ZM206 74V73H205ZM205 74H204V79H205ZM210 74V73H209ZM224 74H226V77L224 76ZM6 74H5V72H4V75H3V77L5 76ZM20 75V74H19ZM24 75H25V73H24ZM28 75V76H29ZM40 75V73L37 75V76H39ZM46 75V74H45ZM55 75V74H54ZM88 75H85V77L86 76H88ZM93 75V74H92ZM111 75V74H110ZM128 75V74H127ZM213 75V74H212ZM218 75V74H217ZM13 76H12V74H11V77L13 78ZM37 76H35V78H39V77H37ZM50 76V75H49ZM94 77L95 76H97L98 77V75L96 74V75H93ZM115 76V75H114ZM122 76H124V75H122ZM214 76V75H213ZM2 77V78H3ZM9 77V76H8ZM15 77V76H14ZM18 77V76H17ZM23 77V75L21 76V78L20 77H18L17 79H24V77ZM61 77V76H60ZM70 77V76H69ZM68 77V78H69ZM75 77H77V76H75ZM84 77V76H83ZM82 77V78H83ZM84 77V78H85ZM88 77H90V76H88ZM127 77V76H126ZM207 77V76H206ZM209 77V76H208ZM212 77V76H211ZM6 78V77H5ZM16 78V77H15ZM27 78V77H26ZM41 78H42V76H41ZM54 78H55V76H54ZM73 78V77H72ZM99 78H101V77H99ZM110 78V77H109ZM203 78H202V80H203ZM214 78V77H213ZM7 79V78H6ZM16 79V80H17ZM48 76H47V82H49L48 81ZM52 79V78H51ZM58 79V78H57ZM70 79V78H69ZM75 79V78H74ZM79 79V78H78ZM77 79V80H78ZM86 79V78H85ZM103 79V78H102ZM101 79V80H102ZM105 79V78H104ZM208 79V78H207ZM5 80V79H4ZM4 80H2V82L4 81ZM8 80V79H7ZM6 80V81H7ZM25 80V79H24ZM28 80H29V82H31V81H33L34 83H36L35 81H37V79H35V81L34 80H32L31 79V76H30V78L28 77ZM28 80H26V81H28ZM46 80V79H45ZM64 80V79H63ZM66 80V79H65ZM72 80V79H71ZM76 80V81H77ZM82 80V79H81ZM80 80V81H81ZM86 80H91V79H86ZM85 80V81H86ZM110 80V79H109ZM112 80H113V78H112ZM202 80L200 81V82H202ZM209 80V79H208ZM215 80V79H214ZM17 81H19V80H17ZM54 82H55V80H53ZM52 81V82H53ZM59 81V80H58ZM69 81V80H68ZM97 81H100V79L99 80H97ZM103 81V80H102ZM101 81V82H102ZM111 81V80H110ZM115 81V80H114ZM206 81V80H205ZM7 82H9V81H7ZM21 82V81H20ZM23 82H25V81H23ZM23 82H21V83H23ZM38 82V81H37ZM39 82H41V81H39ZM38 82V84H40ZM64 82H66V81H64ZM74 82V81H73ZM78 82V81H77ZM77 82H76V84H77ZM82 82V81H81ZM217 82V81H216ZM6 83V82H5ZM17 82H15V84H16ZM28 83V82H27ZM34 83H32L31 82V84H34ZM43 83H45V82H43ZM58 83V82H57ZM80 83V82H79ZM97 83V82H96ZM102 83H104V87H106L105 89H108L107 88V86H108V84H107V80H104V82H102ZM112 83V82H111ZM120 83V82H119ZM210 83V82H209ZM212 83V82H211ZM214 83V82H213ZM14 84V85H15ZM19 83H17V85H18ZM49 84H50V82H49ZM59 84H60V81H59ZM65 84V83H64ZM67 84H68V82H67ZM73 84H75V83H72V85ZM81 84V83H80ZM94 84V83H93ZM12 85V84H11ZM17 85H16V87H17ZM21 85V84H20ZM23 85V84H22ZM28 85V84H27ZM35 85V84H34ZM41 85V84H40ZM39 85V86H40ZM53 85H54V83H53ZM52 85V86H53ZM58 85V84H57ZM62 85H63V82H62ZM66 85V84H65ZM82 85H84V84H82ZM89 85H92L91 84V82H90V84ZM123 85V84H122ZM151 85V84H150ZM205 85V84H204ZM212 85V84H211ZM214 85V84H213ZM1 86V85H0ZM4 86V85H3ZM5 86H7V85H5ZM26 86V85H25ZM30 86V85H29ZM37 86V85H36ZM35 86V87H36ZM51 86V87H52ZM69 86H71L70 84H69ZM68 86V87H69ZM88 86V85H87ZM96 86V85H95ZM164 86V85H163ZM172 86V87H171ZM196 87H197V85H195ZM209 86H210V84H209ZM208 86V87H209ZM10 87V86H9ZM9 87L7 86V90H9ZM12 87L13 86H11V89H12ZM24 87V86H23ZM22 87V88H23ZM40 87H43L42 85L40 86ZM39 87V88H40ZM56 87V86H55ZM60 87H63V86H60ZM59 87V88H60ZM67 87V88H68ZM73 87V86H72ZM77 85H76V89H77ZM79 87H81V85L79 86ZM79 87H78V89L77 90H79ZM97 87V86H96ZM99 87H101V85L99 86ZM114 87V86H113ZM199 87H201V86H199ZM208 87H207V89H208ZM14 88V87H13ZM18 88V87H17ZM25 88V87H24ZM34 87H33V85H32V88L31 89H33ZM83 89H84V87H82ZM81 88V89H82ZM117 88V87H116ZM120 88V87H119ZM118 88V89H119ZM133 88V89H132ZM161 88V87H160ZM180 88V87H179ZM181 88H182V86H181ZM11 89H10V91H11ZM18 89H21L20 87L18 88ZM29 89V88H28ZM43 89V88H42ZM45 89H46V87H45ZM52 89V88H51ZM56 89H57V87H56ZM55 89V90H56ZM65 89L66 88H64V91H65ZM90 89V88H89ZM88 89V90H89ZM159 89V88H158ZM176 89V88H175ZM174 89V90H175ZM186 89V88H185ZM212 89H215V87H213ZM212 89H211V91H212ZM2 90V89H1ZM5 90V89H4ZM13 90V89H12ZM27 90V89H26ZM26 90H25V95H26ZM35 90H37V89H35ZM35 90H33V91H35ZM40 90V92L42 91L41 89H39ZM58 90V89H57ZM62 90V89H61ZM60 90V91H61ZM70 90H73V89H70ZM76 90V91H77ZM87 90V91H88ZM93 90V89H92ZM96 90V89H95ZM94 90V91H95ZM99 90V89H98ZM97 90V91H98ZM197 90H200V89H198L197 88ZM197 90H195V91H197ZM210 90V89H209ZM14 91H15V89H14ZM18 91V90H17ZM46 91H51L50 89H46ZM46 91H45V93H46ZM81 91H83V90H81ZM85 91V93H87V91L86 90H84ZM106 91V90H105ZM119 91V90H118ZM117 91V92H118ZM189 91V90H188ZM187 91V92H188ZM210 91V92H211ZM2 92V91H1ZM8 92V91H7ZM6 91H5V93H7ZM24 91H22V93H23ZM36 93H37V91H35ZM35 92H34V95L36 96V94H35ZM70 92V91H69ZM88 92H90V91H88ZM92 92V91H91ZM99 92H102L101 91V89L99 90ZM98 92V93H99ZM104 92V91H103ZM111 92V91H110ZM109 91H108V93H110ZM191 92V91H190ZM4 93V92H3ZM11 93V92H10ZM17 93V92H16ZM19 93H21V90L19 91ZM19 93H18V95H19ZM29 93V92H28ZM27 93V94H28ZM31 93H32V91H31ZM42 94L44 93V92H41ZM41 93H40V95H41ZM47 93H49V92H47ZM72 93V92H71ZM76 94H77V92H75ZM81 93V92H80ZM94 93V92H93ZM107 93V94H108ZM169 93V92H168ZM173 93V92H172ZM171 93V94H172ZM181 93V92H180ZM189 93V92H188ZM188 93H187V95H188ZM195 93V92H194ZM12 95H14L13 94V92L11 93ZM11 94H9V97L8 98H11L10 97V95ZM30 94V93H29ZM33 94V93H32ZM50 94H51V92H50ZM55 94V93H54ZM58 94H59V92H58ZM74 94V93H73ZM73 94H71V95H73ZM75 94V95H76ZM91 94V93H90ZM89 94V95H90ZM182 94V93H181ZM184 95H186L185 93H183ZM192 94V93H191ZM191 94H189V95H191ZM214 94V93H213ZM16 95V94H15ZM14 95V97H17V96H15ZM21 95H23V94H20L19 95V97L21 96ZM46 95V94H45ZM62 95H63V93H62ZM80 95V94H79ZM93 95L94 94H91L90 96H86V94H85V96H86V98L88 97H90L91 98V96H92V98H95L96 97V95L93 97ZM100 95V94H99ZM112 95H113V93H112ZM195 95H197V94H195ZM206 95V94H205ZM208 95V94H207ZM29 96V95H28ZM59 96V95H58ZM63 96H65V95H63ZM74 96V95H73ZM77 96H78V94H77ZM106 96V95H105ZM104 96V97H105ZM179 96V95H178ZM212 96V95H211ZM3 97V96H2ZM13 97V96H12ZM13 97V98H14ZM24 97H26V96H23V97H21V98H24ZM34 97V96H33ZM38 97V96H37ZM43 97L44 96H42V97H40V98H42L43 99ZM57 97V96H56ZM66 97V96H65ZM72 97V96H71ZM70 97V98H71ZM103 97V96H102ZM183 96L181 95V98H182ZM188 97V96H187ZM191 97H193V96H191ZM195 97V96H194ZM198 97V96H197ZM201 97H203V96H201ZM48 98V97H47ZM51 98H52V95H51ZM68 98V97H67ZM81 98H83V100H84V98L85 97H81ZM85 98V99H86ZM176 98H178V97H176ZM184 98V97H183ZM189 98V97H188ZM205 98H206V96H205ZM209 98V97H208ZM3 99V98H2ZM18 99V98H17ZM26 99V98H25ZM31 99V98H30ZM37 99H39V98H37ZM41 99V100H42ZM45 99H46V97H45ZM54 99H55V97H54ZM57 99V98H56ZM72 99H73V97H72ZM80 99V98H79ZM98 99V98H97ZM174 99H175V97H174ZM213 99V98H212ZM64 100V99H63ZM82 100V101H83ZM175 100H177V99H175ZM175 100H173L174 102H176ZM209 100V99H208ZM214 101H215V99H213ZM8 101V100H7ZM16 101L17 100H15V103H16ZM22 100H20V103H22L23 104V101L21 102ZM26 101V100H25ZM29 101V99L27 100V102ZM32 101H33V99H32ZM52 101V100H51ZM55 101V100H54ZM57 101H59V99L57 100ZM62 101V100H61ZM73 101H75V100H73ZM78 101H81V99L80 100H78ZM78 101H76V102H78ZM81 101V102H82ZM90 101H91V99H90ZM123 101V100H122ZM121 101V102H122ZM172 101V102H173ZM182 101V100H181ZM188 101V100H187ZM201 101V100H200ZM199 101V102H200ZM206 101V100H205ZM214 101H212L211 99H210V102H214ZM5 102V101H4ZM26 102V103H27ZM64 102H65V100H64ZM63 102V103H64ZM69 102V101H68ZM68 102H67V104H68ZM72 102V101H71ZM112 102V103H113ZM137 102V104H139ZM171 102V103H172ZM178 102V101H177ZM190 102V101H189ZM188 102V103H189ZM208 102V101H207ZM206 102V103H207ZM3 103V102H2ZM12 103H14V102H12ZM19 103V102H18ZM25 103V104H26ZM29 103V102H28ZM39 103V102H38ZM52 103V102H51ZM59 103V102H58ZM57 102H56V104H58ZM70 103V102H69ZM83 103H84V101H83ZM87 103V102H86ZM94 103V102H93ZM101 103V102H100ZM108 103V102H107ZM118 103V102H117ZM195 103V102H194ZM50 104V103H49ZM62 104V103H61ZM60 104V105H61ZM71 104V103H70ZM82 104V103H81ZM80 104V105H81ZM92 104V103H91ZM90 104V105H91ZM127 104V103H126ZM136 103H134L133 105H135ZM140 104H139V106H140ZM178 103H176V105H177ZM181 104V103H180ZM183 104V103H182ZM201 104V103H200ZM203 104V103H202ZM208 104V103H207ZM206 104V105H207ZM211 104V103H210ZM210 104H208V105H210ZM3 105V104H2ZM6 105H7V103H6ZM5 105V106H6ZM13 105V104H12ZM20 104H18L17 105V107L16 108H18V106H19ZM30 105H32V104H30ZM40 105H42V102H41V104ZM39 105V106H40ZM59 105V104H58ZM73 105V104H72ZM76 105H77V103H76ZM79 105V106H80ZM123 105V104H122ZM172 105V104H171ZM195 105H196V103H195ZM204 105V104H203ZM14 106V105H13ZM22 106V105H21ZM21 106H20V108H21ZM55 106H57V105H54V107ZM67 106V105H66ZM170 106V105H169ZM174 106V105H173ZM178 106V105H177ZM193 106H194V104H193ZM4 107V106H3ZM7 107V106H6ZM10 107V106H9ZM12 107V106H11ZM10 107V108H11ZM30 107V106H29ZM51 107H53L52 105H51ZM71 107V106H70ZM69 107V108H70ZM77 108H78V106H76ZM75 107V108H76ZM91 107H93V105H91V106H88V105H85V103H84V105H82L80 108H78V110H81V109H84L85 111H86V113L85 114H83V113H81V114H83V115H90V119H88V118H86V119H88V120H91V121H83V119H82V117H83V115L82 116H79V117H77L76 115L77 114H79L80 112L79 111H74V112H76L75 113V115H73V114H71L68 110H69V108H68V112L69 113H67V116L65 117L66 119H67V121L65 122V124H64V126H62L63 127V132H66V133H68V135H69V133L70 134H75L76 135V133L77 132H80V131H82V133L83 132H93V134L96 136H98L99 134H100V136L102 135L103 136V138L102 139H104V137H109V136H111L110 135V131L112 130V128L113 127H117V122H118V120L120 119V116L121 115H119V118L116 116V113H115V111H116V109H117V105H110V103H109V105L107 104V106H104L103 108H100V109H98V110H96V111H94V112H90V109H92ZM95 107V106H94ZM97 107H99V106H97ZM96 107V108H97ZM129 107H131V106H129ZM188 107V106H187ZM199 107V106H198ZM205 108H207L206 106H204ZM210 107H212V105H210ZM5 108V107H4ZM19 108V109H20ZM23 109L25 108V107H22ZM32 108H34V107H32ZM57 108H58V106H57ZM66 108V107H65ZM125 108V107H124ZM140 108V107H139ZM189 108V107H188ZM197 108V107H196ZM202 108V107H201ZM205 108H203L204 110H206ZM12 109V108H11ZM26 109H27V106H26ZM30 109V108H29ZM35 109V108H34ZM37 110H40V109H42V106H41V108L40 107H38V108H36ZM50 109V108H49ZM74 108H72V110H73ZM129 109V108H128ZM132 109V111H133V108H131ZM136 109V108H135ZM138 109V108H137ZM137 109H136V111H137ZM198 109V108H197ZM212 109V108H211ZM211 109L210 110H208V111H210L211 112ZM1 110V109H0ZM6 110H8V108L6 109ZM25 110V109H24ZM32 110V109H31ZM30 110V111H31ZM61 110H62V108H61ZM106 110V111H105ZM120 110V109H119ZM123 110H125V109H123ZM139 110V109H138ZM196 110V109H195ZM201 110V109H200ZM203 110V112H204V114H205V111ZM213 110V109H212ZM26 111V110H25ZM30 111H28V112H30ZM48 111V110H47ZM126 111H127V109H126ZM129 111V110H128ZM131 111V112H132ZM139 111H141V109L139 110ZM180 111H182V110H180ZM3 112H5V111H3ZM2 111H1V113H3ZM9 112H11V110L9 109ZM13 112V111H12ZM11 112V113H12ZM16 113H18V111H15ZM23 112V111H22ZM33 112V111H32ZM37 112V111H36ZM35 112V110H34V112L33 113H36ZM61 112V111H60ZM82 112V111H81ZM131 112H129V113H131ZM138 112V111H137ZM165 112V111H164ZM185 112V111H184ZM187 112V111H186ZM193 112V111H192ZM201 112H202V110H201ZM207 112V111H206ZM21 113V111L19 112V114ZM49 113H51V112H49ZM166 113H168V112H166ZM177 113V112H176ZM179 113V112H178ZM197 113V112H196ZM3 114H5V113H3ZM7 114V113H6ZM23 114H24V112H23ZM23 114H22V116H23ZM29 114V113H28ZM31 114V113H30ZM54 114V113H53ZM56 114V113H55ZM121 114L123 115V113L121 112ZM126 114V113H125ZM137 114V113H136ZM173 114H175V113H173ZM172 114V115H173ZM180 114V113H179ZM181 114H182V112H181ZM201 114V113H200ZM36 115V114H35ZM34 115V116H35ZM171 115V114H170ZM169 115V116H170ZM172 115H171V117H172ZM175 115H177V114H175ZM187 115V114H186ZM193 115V114H192ZM206 115V114H205ZM213 115V114H212ZM2 116H4V115H2ZM1 116V117H2ZM11 116V115H10ZM20 116H21V114H20ZM37 116V115H36ZM139 116V115H138ZM140 116V117H141ZM168 116V115H167ZM168 116V117H169ZM182 116V115H181ZM6 118H8L7 117V115L5 116ZM5 117H2V118H5ZM25 117H26V115H25ZM24 117V120L26 119ZM30 117V115H28V119H30L29 118ZM57 116H55V117H53V118H56ZM87 117V116H86ZM128 117V116H127ZM132 117V116H131ZM140 117H139V119H140ZM174 117V116H173ZM179 117H180V115H179ZM185 117V116H184ZM206 117H207V115H206ZM122 118H123V116H122ZM136 118V117H135ZM167 118V117H166ZM166 118H164V120H167ZM187 118H190V117H187ZM193 118V117H192ZM200 118V117H199ZM13 119V118H12ZM12 119L11 120H9V121H12ZM32 119H34V118H32ZM170 119V118H169ZM181 119H182V117H181ZM2 120V119H1ZM8 120V119H7ZM15 119H13V121H14ZM17 120V119H16ZM22 120V119H21ZM20 120V121H21ZM34 120H36V119H34ZM124 120H125V117H124ZM134 120V118L132 119V121ZM187 120V121H186ZM185 121L186 122H188V119H186ZM195 120H196V118H195ZM195 120H194V122H195ZM198 120V119H197ZM212 120V119H211ZM8 121V122H9ZM12 121V122H13ZM18 121V120H17ZM29 121V120H28ZM39 121V120H38ZM37 120H36V122H38ZM83 121V122H82ZM126 121V120H125ZM131 121V122H132ZM162 121V120H161ZM170 121V120H169ZM190 121V120H189ZM7 122V123H8ZM22 122V121H21ZM30 122H32V120H30ZM35 122V123H36ZM58 122V121H57ZM124 122V121H123ZM134 122V121H133ZM132 122V123H133ZM154 122V121H153ZM165 122V121H164ZM180 122V121H179ZM193 122V123H194ZM200 122H202V120H200L199 121V123ZM1 123V122H0ZM7 123H6V125H7ZM10 123V122H9ZM26 123H28V122H26ZM122 122H120V124H121ZM130 123V122H129ZM131 123V124H132ZM152 123V122H151ZM168 123V122H167ZM181 123V122H180ZM183 123H184V121H183ZM191 123H192V121H191ZM192 123V124H193ZM197 123H198V121H197ZM203 123V122H202ZM204 123H206V125H208V123L207 122H204ZM32 124V123H31ZM31 124L29 123V125L31 126ZM38 124V126H39V123H37ZM57 124V123H56ZM124 125H125V123H123ZM155 124V123H154ZM156 124H158V123H156ZM155 124V125H156ZM187 124V123H186ZM0 125H2V124H0ZM5 124H4V126H6ZM49 125V124H48ZM47 125V126H48ZM81 125V126H80ZM127 125H128V123H127ZM126 125V126H127ZM133 125V124H132ZM181 125V124H180ZM194 125H196L197 126V124H196V122H195V124ZM200 125V124H199ZM202 125V124H201ZM14 126H18V125H14ZM14 126L12 127V128H14ZM25 126H27V125H25ZM24 126V127H25ZM46 126V125H45ZM58 126V125H57ZM119 126V125H118ZM125 126V127H126ZM129 126V125H128ZM186 126V125H185ZM203 126V125H202ZM201 126V128H203L204 127V129L206 128V126H205V124H204V126L202 127ZM208 126H210V125H208ZM207 126V127H208ZM212 126V127H213ZM9 127H10V124H9ZM28 127V126H27ZM27 127H26V129H27ZM50 127H53V126H50ZM124 126H122V129H124L123 128ZM134 127V126H133ZM137 127V126H136ZM146 127V126H145ZM157 127H159V126H157ZM195 127V126H194ZM198 127V126H197ZM5 128V127H4ZM11 128V129H12ZM31 127H29V129H30ZM32 128H33V126H32ZM31 128V130H33ZM37 128H39V127H37ZM42 128H44V127H42ZM54 128H56V127H54ZM121 128V127H120ZM129 128V127H128ZM131 128H132V126H131ZM130 128V129H131ZM185 128V127H184ZM201 128H199V130L201 129ZM210 128V127H209ZM208 128V129H209ZM6 129V128H5ZM20 129H22L21 127H20ZM44 129H46V128H44ZM48 129H49V127H48ZM57 129V128H56ZM55 129V130H56ZM118 129V128H117ZM127 129V128H126ZM196 129V128H195ZM214 129V128H213ZM6 130H9V129H6ZM17 130H18V127H17ZM28 130V129H27ZM38 130V129H37ZM47 130V129H46ZM54 130V131H55ZM129 130V129H128ZM132 130V129H131ZM144 130V129H143ZM149 130H151V129H149ZM203 130V129H202ZM11 131V130H10ZM20 131V130H19ZM24 131V130H23ZM22 131V132H23ZM29 131V130H28ZM36 131V130H35ZM53 131V130H52ZM62 131V130H61ZM119 131L121 132V130L119 129ZM142 131V130H141ZM152 131V130H151ZM182 131V130H181ZM180 131V132H181ZM194 131H196V130H194L193 129V127H192V125L191 124H189V126H188V133L190 134H188L189 136H191V135H194L195 136V134H194ZM201 131V130H200ZM12 132V131H11ZM21 132V133H22ZM27 132V131H26ZM37 132V131H36ZM58 132V131H57ZM60 132V131H59ZM131 132V131H130ZM149 132V131H148ZM155 132V131H154ZM157 132V131H156ZM183 132H185V131H183ZM14 133V132H13ZM19 134H21L20 132H18ZM24 133V132H23ZM28 133V132H27ZM26 133V134H27ZM34 133V132H33ZM32 133V134H33ZM61 133V132H60ZM90 133H88V134H90ZM113 133V132H112ZM115 133H117V132H115ZM196 133V132H195ZM32 134H30V131H29V135H32ZM39 134V133H38ZM124 134H126V133H124ZM146 134V133H145ZM144 134V135H145ZM150 134V133H149ZM197 134V133H196ZM37 135V134H36ZM61 135V134H60ZM63 135V134H62ZM80 135V134H79ZM82 135V134H81ZM81 135H80V137L78 136L77 138H79L78 139V141H80V140H82V143H83V139L81 138ZM91 135V134H90ZM129 135V134H128ZM143 135V134H142ZM182 135V134H181ZM187 135V136H188ZM22 136V135H21ZM26 136H28V135H26ZM33 136V135H32ZM46 136V135H45ZM64 136V135H63ZM73 136V135H72ZM85 136V135H84ZM84 136H83V138H84ZM116 136H117V134H116ZM185 136H186V134H185ZM5 137H7V136H5ZM4 136H3V138L4 139H6ZM12 137H14L13 136V134H12ZM24 137V136H23ZM37 137H38V135H37ZM41 137V136H40ZM43 137V136H42ZM70 137V136H69ZM74 138L76 137V136H73ZM92 137V136H91ZM113 137V136H112ZM111 137V138H112ZM131 137V136H130ZM129 136L127 137V138H130ZM145 137H146V135H145ZM147 137H148V135H147ZM146 137V138H147ZM196 137V136H195ZM200 137V136H199ZM200 137V138H201ZM15 138H16V136H15ZM18 138V137H17ZM28 138V137H27ZM27 138H26V140H27ZM55 138V137H54ZM58 137H56V139H57ZM62 138V137H61ZM68 138V137H67ZM81 138V139H80ZM89 138V137H88ZM98 138V137H97ZM125 138V137H124ZM134 138V137H133ZM185 138H187V137H185ZM213 138H212V140H213ZM14 139V138H13ZM21 139V138H20ZM25 139V138H24ZM51 139H52V137H51ZM84 139H86V137L84 138ZM92 139V138H91ZM90 139V140H91ZM101 139V138H100ZM100 139H99V141H100ZM140 139V138H139ZM188 139V138H187ZM186 139V140H187ZM2 140V139H1ZM7 140V139H6ZM35 140V139H34ZM71 140V139H70ZM72 140H74V139H72ZM72 140H71V142H72ZM77 140V139H76ZM87 140V139H86ZM85 140V141H86ZM93 140V139H92ZM95 141H96V138L94 139ZM107 140V139H106ZM111 140H113V138L111 139ZM132 140H134V139H132ZM131 140V141H132ZM138 140V139H137ZM200 140V139H199ZM202 140V139H201ZM201 140H200V142H201ZM33 141V140H32ZM32 141H30V142H32ZM44 141V140H43ZM47 141V140H46ZM50 141V140H49ZM55 141V140H54ZM53 141V142H54ZM57 141V140H56ZM94 141V142H95ZM99 141H98V143H99ZM126 141V140H125ZM135 141H136V138H135ZM193 141V143H194V141H198L197 139H195V140H192ZM3 142V141H2ZM1 142V143H2ZM6 142V141H5ZM8 142V141H7ZM22 142V141H21ZM29 142V141H28ZM36 142V141H35ZM39 142V141H38ZM59 142V141H58ZM87 142H88V144H87ZM127 142V141H126ZM130 142V141H129ZM132 142H134V141H132ZM132 142H130V143H132ZM188 142V141H187ZM25 143L26 142H24V145H23V147H25L26 145H25ZM45 143V142H44ZM66 143V142H65ZM74 143H77L76 141L74 142ZM79 143V142H78ZM77 143V144H78ZM81 143V144H82ZM87 145H89V143H91V142H89V141H86L85 142ZM97 143V142H96ZM110 142H108V144H109ZM145 143V142H144ZM193 143H191L192 144V146L193 145H195V144H193ZM205 143V142H204ZM203 143V144H204ZM8 144V143H7ZM39 144V143H38ZM37 144V145H38ZM62 144V143H61ZM85 144V145H86ZM92 144H93V142H92ZM104 144V146H105V143H103ZM208 144V143H207ZM206 144V145H207ZM5 145H6V143H5ZM30 145H33V144H30ZM29 145V147L28 148H30L31 146ZM45 145V144H44ZM47 145V144H46ZM49 145V144H48ZM64 145V144H63ZM62 145V146H63ZM71 145V144H70ZM84 145V144H83ZM83 145H79L80 147H81V149H82V146ZM107 145V144H106ZM112 145V144H111ZM110 145V146H111ZM143 145V144H142ZM198 145V144H197ZM205 145V144H204ZM39 146V145H38ZM76 146V145H75ZM79 146H77L78 148H79ZM90 146V145H89ZM93 146V145H92ZM92 146H90V148L92 147ZM95 146V145H94ZM104 146L102 147V148H100L99 147V145H98V147L100 148V149H102L103 151H106V150H108V149H106L105 150V148H104ZM189 146V145H188ZM199 146L200 145H198V148H199ZM202 146V145H201ZM209 146V145H208ZM211 146H212V144H211ZM211 146H210V149H211ZM32 147H34V146H32ZM68 147H69V144H68ZM88 147V146H87ZM87 147L86 148H84V149H86V151L89 149V147H88V149H87ZM95 147H97V145L95 146ZM94 147V148H95ZM206 147V146H205ZM215 147H213V148H215ZM27 148V149H28ZM42 148H44V147H42ZM74 150H75V148L74 147H72ZM106 148H108V147H106ZM188 148V147H187ZM190 148L191 147H189V150H190ZM24 149H26V147L24 148ZM31 149V148H30ZM30 149L28 150V152L30 151ZM63 149V150H62ZM62 149H60V152H61V150L62 151H64L65 149L67 150L68 148H63L62 147ZM71 149V148H70ZM77 149V148H76ZM192 149H196V150H198L197 148H196V145H195V147H193ZM202 149H203V147H202ZM52 150V149H51ZM55 150V149H54ZM77 150H79V149H77ZM77 150H75V152L77 151ZM97 150V149H96ZM205 151H206V149H204ZM209 150V149H208ZM214 150V149H213ZM33 151H35L34 149H33ZM46 151V150H45ZM47 151H48V149H47ZM57 151H58V149H57ZM56 151V152H57ZM68 151H69V149H68ZM68 151H64V152H67L68 154H69V152ZM85 151V152H86ZM92 151V150H91ZM95 150H93L92 152H94ZM100 151V150H99ZM187 151H188V149H187ZM194 152H195V150H193ZM209 151H212V150H209ZM31 152V151H30ZM41 152H43V150L41 151ZM51 152V151H50ZM59 151L57 152V154H55V156L57 157V155H58V153H60ZM77 152H79V151H77ZM84 152V151H83ZM101 152V151H100ZM107 152V151H106ZM109 152H110V149H109ZM109 152H107V155L109 154ZM190 152V151H189ZM188 152V153H189ZM204 152V151H203ZM203 152H202V154H203ZM46 153L47 152H45V153H43V154H45L46 155ZM52 154H53V152H51ZM51 153H47V155L49 154H51ZM55 153V152H54ZM67 153H66V156H67ZM70 153H72V152H70ZM73 153H74V151H73ZM82 153V151L80 152V154ZM91 152L89 151V154H90ZM97 153V152H96ZM102 153V152H101ZM111 153H112V151H111ZM110 153V154H111ZM204 153H206V152H204ZM212 153V152H211ZM31 154V153H30ZM61 154V153H60ZM75 154V153H74ZM77 154V153H76ZM86 154V153H85ZM84 153L82 154V155H85ZM93 154V153H92ZM189 154H191V152L189 153ZM193 154V153H192ZM201 154V156H203ZM23 156H24V154H22ZM21 155V156H22ZM29 155V154H28ZM34 155V154H33ZM48 155V156H49ZM62 155H64V153H62ZM78 155V154H77ZM94 155V154H93ZM97 155V154H96ZM113 155V154H112ZM194 155H196L195 153H194ZM27 156V155H26ZM35 156H38V154H35ZM40 156V155H39ZM38 156V157H39ZM43 156V155H42ZM42 156H40V157H42ZM52 156V155H51ZM51 156H49V157H51ZM53 156H54V154H53ZM54 156V157H55ZM75 156V155H74ZM81 156V155H80ZM80 156H76V158L75 159H77V158H80ZM101 156V155H100ZM109 156V155H108ZM190 156V155H189ZM205 156V155H204ZM19 157V156H18ZM29 157V156H28ZM32 157H34V156H32ZM38 157L37 158H35V159H37L38 160ZM45 157V156H44ZM47 157V156H46ZM45 157V158H46ZM58 157L60 158L61 157V155L59 156L58 155ZM68 157V156H67ZM84 157V156H83ZM88 157V156H87ZM97 157H99V156H97ZM96 157V158H97ZM102 157V156H101ZM116 156H114V158H115ZM27 157H25V159H26ZM43 158V157H42ZM45 158H43V159H45ZM53 158V157H52ZM85 158V157H84ZM95 158V159H96ZM103 158H104V156H103ZM103 158H102V160H103ZM107 158H109V157H107ZM200 158H202V157H200ZM23 159H24V157H23ZM54 159V158H53ZM65 159L67 160L68 158H66L65 157ZM65 159H62L63 161L65 160ZM70 159V158H69ZM75 159H72V160H75ZM81 159V158H80ZM94 159V160H95ZM105 159V158H104ZM207 159H201V162H202V160H203V162H204V160H207ZM37 160H35V161H37ZM41 160V159H40ZM39 160V161H40ZM50 160V159H49ZM86 160H87V158H86ZM90 159L88 158V161H89ZM92 160V159H91ZM93 160V161H94ZM96 160H98V158L96 159ZM96 160H95V162H96ZM101 160V159H100ZM108 160V159H107ZM24 161H26V160H24ZM42 161V160H41ZM45 161H47V163H45V164H48V162H50V161H48V159L47 160H45ZM53 161V160H52ZM56 161V160H55ZM60 161V160H59ZM76 161V160H75ZM75 161H74V163H75ZM78 161H79V159H78ZM99 161V160H98ZM186 161H187V157H186ZM185 161V162H186ZM196 161V159H194V162ZM28 162V161H27ZM65 162V161H64ZM71 162V160H69V163ZM77 162V161H76ZM80 162V161H79ZM82 162H84V160L82 161ZM91 162V161H90ZM103 162H105V160L103 161ZM107 162V161H106ZM112 162V161H111ZM194 162H193V166H195V167H197L198 165H199V163H196L195 162V165H194ZM197 162H198V160H197ZM203 162L202 163H200V165H201V167L203 166V165H205V164H203ZM206 162V166H208L207 165V163H209L208 161H205ZM31 163H33V162H31ZM36 163V162H35ZM68 163V164H69ZM86 163V162H85ZM97 163V162H96ZM99 163V162H98ZM107 163H109V160H108V162ZM192 163V162H191ZM38 164V163H37ZM36 164V165H37ZM44 164V163H43ZM50 164V163H49ZM57 164H60V166H61V163H58L57 162ZM57 164H55V165H57ZM65 164V163H64ZM71 164H73V163H71ZM100 164V163H99ZM196 164H198L197 166H196ZM203 164V165H202ZM216 164V165H215ZM28 165V164H27ZM38 165H40V164H38ZM37 165V166H38ZM101 165V164H100ZM103 165V164H102ZM104 165H106V164H104ZM192 165V164H191ZM199 165V166H200ZM30 166H32V165H30ZM45 166V165H44ZM50 166V165H49ZM53 166V163H52V165H51V167ZM65 166V165H64ZM66 166H67V164H66ZM65 166V167H66ZM68 166H70V165H68ZM67 166V167H68ZM183 166V165H182ZM182 166H180V167H182ZM193 166H191V167H193ZM199 166L197 167L198 169H199ZM205 166V167H206ZM28 167H29V165H28ZM54 167H56V166H54ZM58 167H59V165H58ZM58 167H56L57 169H58V171H59V168ZM62 167H63V163H62ZM190 167V165H189V168H191ZM195 167H193V168H195ZM32 168V167H31ZM42 168V167H41ZM45 168V167H44ZM61 168V167H60ZM185 168V167H184ZM183 168V169H184ZM193 168H191L192 170H193ZM204 167H202V169H203ZM35 169H36V167H35ZM34 169V170H35ZM39 169V168H38ZM56 169V170H57ZM62 169H64V168H62ZM196 169V168H195ZM205 169V168H204ZM208 169H210V168H208ZM208 169L207 170H197V171H201V172H205V171H208ZM45 170H46V168H45ZM44 170V171H45ZM185 170V169H184ZM186 170L188 171H190L191 172V170L190 169H188V167H186ZM186 170H185V172H186ZM210 170V171H211ZM196 171V172H197ZM46 172V171H45ZM184 172V173H185ZM190 172H188V173H190ZM194 170H193V175H194ZM200 172V173H201ZM41 173V172H40ZM39 173V174H40ZM59 173V172H58ZM191 173V174H192ZM198 173V172H197ZM207 173H209V172H207ZM214 173V172H213ZM38 174V173H37ZM46 174V173H45ZM187 174V173H186ZM191 174H189V175H191ZM210 174V173H209ZM209 174H206L207 176L209 175ZM42 175V174H41ZM41 175H39L38 177H41ZM47 175V174H46ZM197 175V174H196ZM199 175H201V176H199V177H201L202 178V173L201 174H199ZM204 175H205V173H204ZM67 176V175H66ZM207 176H203V178L204 179H201V180H203V182H208L207 181ZM211 176V175H210ZM186 177V176H185ZM192 177V176H191ZM191 177H189V179L191 178ZM198 177V175L197 176H195V180H198V179H196ZM214 177V176H213ZM187 178V177H186ZM193 178V177H192ZM191 178V179H192ZM44 179H46V178H44ZM186 181H188L187 179H185ZM186 181H184V182H186ZM215 181V180H214ZM213 181V182H214ZM193 182H196V181H193ZM192 182V184H194ZM202 182V181H201ZM197 183L198 184H200V182L199 181H197ZM209 183V182H208ZM208 183H207V185H208ZM211 184H214V183H212V182H210ZM92 184H93V182H92ZM189 184V183H188ZM187 184V186L189 187V185ZM215 184V185H216ZM95 185V184H94ZM195 185V184H194ZM193 185V186H194ZM201 185H202V183H201ZM186 186V187H187ZM193 186H192V188H193ZM213 186V185H212ZM191 187V186H190ZM196 187H201V186H198L197 184H196ZM92 188V187H91ZM94 188H96V185H95V187ZM184 188V187H183ZM205 188V187H204ZM212 188V187H211ZM210 188V189H211ZM213 188H214V186H213ZM186 189V188H185ZM195 191H196V188L194 187L193 188ZM193 189H189V190H193ZM202 189V188H201ZM97 190V189H96ZM95 190V191H96ZM186 190H188V189H186ZM193 190V191H194ZM198 190V189H197ZM91 191H93L92 189H91ZM94 191V192H95ZM185 191V190H184ZM190 191V192H191ZM204 191V190H203ZM51 192V191H50ZM89 192H90V190H89ZM54 193V192H53ZM180 193H182V192H180ZM50 194V193H49ZM52 194V193H51ZM86 194H87V192H86ZM186 194H187V196L188 195H191V193H187L186 192ZM184 192L182 193V196L184 197L185 195H186ZM195 194V193H194ZM202 194H204V193H202ZM55 195V194H54ZM87 195H90L91 197H92V194L90 193V194H87ZM93 195H94V193H93ZM96 195V194H95ZM94 195V197H96ZM180 194H178V196H179ZM206 195V194H205ZM50 196V195H49ZM84 196V195H83ZM83 196H82V199H83ZM181 196V195H180ZM181 196V197H182ZM214 196V197H213ZM88 197V199H89V196H87ZM90 197V198H91ZM193 197V196H192ZM195 197H196V195H195ZM50 198V197H49ZM48 198V199H49ZM98 198H100V197H97V199ZM188 198H190L189 196H188ZM201 198H203L202 196H201ZM53 199V198H52ZM86 200H87V198H85ZM97 199H96V201H97ZM110 199V198H109ZM181 199V198H180ZM185 199V198H184ZM55 200V199H54ZM93 200H94V198H93ZM92 200V202H94ZM102 200V199H101ZM108 200V199H107ZM111 200L112 199H110V200H108V201H110L111 202ZM193 200V199H192ZM206 200V199H205ZM96 201H95V203H96ZM100 201V200H99ZM108 201H106V202H108ZM177 201V200H176ZM176 201L174 202V203H176ZM186 201H187V197H186ZM203 201H204V199H203ZM202 200L200 201V202H203ZM83 202H84V200H83ZM82 202V203H83ZM90 203V200L89 201H87L86 203H87V205ZM91 202V203H92ZM101 202V201H100ZM109 202V203H110ZM183 202H185V201H183ZM206 202V201H205ZM204 202V203H205ZM85 203V204H86ZM95 203H92V204H94V206L95 205H97V204H95ZM102 203H103V201H102ZM191 203V202H190ZM112 204V203H111ZM178 204V203H177ZM203 204V203H202ZM207 204V203H206ZM104 205V204H103ZM107 205V207H104V208H109V204H106ZM109 205V206H108ZM184 205V204H183ZM186 205V204H185ZM184 205V206H185ZM189 205V204H188ZM199 205H201V203L199 204ZM198 205V206H199ZM213 205H210V206H213ZM99 206V205H98ZM102 206V205H101ZM173 206V205H172ZM184 206H183V210H184ZM205 206V205H204ZM210 206H209V208H210ZM93 207V206H92ZM177 207H178V205H177ZM205 207V208H206ZM96 208V207H95ZM100 208V207H99ZM104 208H102L103 209V211H104ZM111 209H112V207H110ZM188 208V207H187ZM200 208V207H199ZM199 208H198V210H199ZM205 208H201L203 211H207ZM97 209V208H96ZM182 209V208H181ZM191 209H193V208H191ZM196 209H197V207H196ZM215 209V208H214ZM98 210V209H97ZM100 210V209H99ZM178 210V209H177ZM186 210V209H185ZM184 210V211H185ZM195 210V209H194ZM211 210H212V208H211ZM114 211H115V209H114ZM113 211V212H114ZM183 211V212H184ZM187 211V210H186ZM183 212H180L179 214L181 215V213L183 214ZM194 212H196V211H193V213ZM200 212H202L201 210H200ZM212 212V211H211ZM103 213V214H102ZM101 214L102 215H104V213L106 214L107 212L105 211V212H102ZM185 213H187V215L189 214V216L191 215L190 213H192V210L190 211L189 210V212H184V214ZM197 214H202V213H198V212H196ZM214 213V212H213ZM112 214H115V212L114 213H112ZM111 214V215H112ZM176 214V213H175ZM178 214V215H179ZM183 214V215H184ZM195 214V213H194ZM197 214H195V215H197ZM206 214H208L207 215V217L208 216H210V215H212L211 213L209 214V212L207 213L206 212ZM206 214L204 213V215H203V217H205L206 216ZM217 214V215H216ZM111 215H109V216H111ZM180 215H179V217H177V220L179 219V220H182L181 219V217H180ZM183 215H181L182 216V218H183ZM186 215V214H185ZM193 215V214H192ZM216 215V216H215ZM101 216V215H100ZM106 216V215H105ZM113 216V215H112ZM189 216H187L188 218H189ZM98 217H99V215H98ZM98 217H97V219H98ZM108 217V216H107ZM174 217V216H173ZM175 217H176V215H175ZM174 217V223L173 224H175V227H176V225H179V224H177L175 221V218ZM185 217V216H184ZM192 217V216H191ZM194 217V216H193ZM202 217V218H203ZM211 217V216H210ZM100 218V217H99ZM103 218V217H102ZM195 219H197V216H195L194 217ZM199 218H201V215H200V217ZM105 219V218H104ZM104 219H100V220H104ZM184 219V218H183ZM187 219V218H186ZM192 219V218H191ZM190 218L188 219V222L191 220ZM205 219H207L206 217H205ZM185 220V219H184ZM183 220V221H184ZM193 220V219H192ZM200 220V219H199ZM202 220V219H201ZM209 220V219H208ZM212 220V219H211ZM98 221V220H97ZM109 221V220H108ZM182 221V222H183ZM197 221V220H196ZM206 221V220H205ZM96 222V221H95ZM162 222V221H161ZM187 222V221H186ZM185 222V223H186ZM199 221H197V224L198 225H200L199 223H198ZM169 224V223H167V224H169L170 226H172L173 224ZM184 223V222H183ZM193 224L195 223V222H192ZM99 224V223H98ZM101 224H103L104 225V223H102L101 222ZM101 224H100V226H101ZM182 223H180V230L181 229H183L184 230V228H181L182 227V225H181ZM189 224V223H188ZM190 224H191V222H190ZM107 225V224H106ZM105 225V226H106ZM161 225H162V223H161ZM184 225V224H183ZM197 225V226H198ZM208 227H207V226ZM108 226V225H107ZM106 226V227H107ZM187 225H185V227H186ZM193 226V225H192ZM191 226V227H192ZM196 225L194 224V226L193 227H195ZM164 227V226H163ZM163 227H162V230L164 231V229H163ZM168 229H169V227H168V225L166 226ZM175 227H174V225H173V227H172V230L173 229H175ZM178 227L179 226H177L176 228H177V230H178ZM190 227V226H189ZM189 227H188V229L186 228V230H189ZM202 227V226H201ZM108 228V227H107ZM167 228H165V230L167 229ZM171 228V227H170ZM191 229V228H190ZM108 230V229H107ZM172 230H170L171 232H172ZM185 230V231H186ZM109 231V230H108ZM168 231V230H167ZM166 231V232H167ZM179 231V230H178ZM193 231V230H192ZM195 231V230H194ZM107 232V231H106ZM160 232V231H159ZM181 232H183V231H180V236H181ZM190 232V231H189ZM201 232V231H200ZM203 232V231H202ZM162 233H164V232H162ZM168 233V234H167ZM166 234L167 235H169L170 234V232H167ZM183 233H185V232H183ZM183 233H182V235H183ZM191 233V232H190ZM165 234V235H166ZM177 234H179L177 231H176V234H174V233H172V235H174L173 237H175ZM187 234V233H186ZM204 234V233H203ZM160 235H163L164 237H165V235L164 234H160ZM160 235H158V236H160ZM171 236V235H170ZM179 236V237H180ZM161 238H162V236H160ZM186 237V236H185ZM188 237V236H187ZM186 237V238H187ZM78 237L76 236V238L75 239H77ZM79 238H80V236H79ZM160 238V239H161ZM166 238V237H165ZM167 238H170V237H168L167 236ZM166 238V239H167ZM178 238V237H177ZM181 239H182V236L180 237ZM198 238V239H197ZM82 239V237L80 238V241L78 242L79 244H80V242L83 240H81ZM159 239V240H160ZM172 239H174V238H172ZM179 239V238H178ZM177 239V240H178ZM189 239H191V238H189ZM78 240V239H77ZM161 240H163V239H161ZM169 240H167V242H168ZM175 241V240H174ZM190 241V244L192 243ZM83 242V241H82ZM164 241H162V243H163ZM176 242H178V241H176ZM180 242H181V240H180ZM184 242H186L185 240H183V243ZM168 243H172V242H168ZM175 243V242H174ZM173 243V244H174ZM186 243H189V242H186ZM185 243V245L187 246V244ZM193 243V244H194ZM82 244V243H81ZM80 244V245H81ZM165 244V243H164ZM164 244H159V246H161V245H164ZM167 244V243H166ZM181 244V243H180ZM197 244V243H196ZM82 245H84V244H82ZM184 245V244H183ZM165 246V245H164ZM167 247V246H166ZM171 247V246H170ZM174 247V246H173ZM172 247V248H173ZM189 247H190V245H189ZM191 247H193V245H191ZM196 247V246H195ZM161 248H162V246H161ZM181 248H183L182 246H181ZM185 248V247H184ZM183 248V249H184ZM158 250H160L159 249V247L157 248ZM164 249V248H163ZM170 249V248H169ZM192 249V250H193ZM172 250V249H171ZM174 250V249H173ZM175 250H176V248H175ZM196 250L199 252H196ZM154 251H156V250H154ZM164 251V250H163ZM166 251V250H165ZM169 251V250H168ZM182 251V250H181ZM184 251H185V249H184ZM159 252V251H158ZM176 253L178 252L177 250L175 251ZM162 253V252H161ZM164 253V252H163ZM170 253V252H169ZM173 253H174V251H173ZM179 253H182V252H179ZM72 254V253H71ZM153 255L155 254L154 252L152 253ZM165 254V253H164ZM163 254V255H164ZM171 254V253H170ZM170 254L168 255V256H170ZM68 255V254H67ZM166 255V254H165ZM176 254H173V255H171L172 257L173 256H175ZM181 255V256H182ZM71 256V255H70ZM70 256H69V259H70ZM74 255H72V257H73ZM149 256L150 255H148V258H149ZM160 256V254L158 255V257ZM161 256H162V254H161ZM179 256V255H178ZM178 256H176L177 258H178ZM186 256V257H185ZM154 257H156L155 255H154ZM157 257V258H158ZM166 257V256H165ZM171 257V258H172ZM180 257V256H179ZM66 258V257H65ZM75 258V257H74ZM147 258V259H148ZM152 258V257H151ZM161 258V257H160ZM171 258H169V259H171ZM73 259V258H72ZM147 259H144V260H147ZM156 259V258H155ZM159 259V258H158ZM163 259H164V256H163ZM162 259V260H163ZM68 260V259H67ZM74 260V259H73ZM150 261H151V259H149ZM148 260V261H149ZM153 260V259H152ZM167 260H168V258H167ZM166 260V261H167ZM172 260V259H171ZM139 261V260H138ZM157 261V260H156ZM155 261V262H156ZM164 261V260H163ZM166 261H164V262H166ZM170 261V260H169ZM146 262V261H145ZM152 262V264H153V261H151ZM172 262H173V260H172ZM174 262V263H175ZM139 264H140V262H138ZM142 263V262H141ZM148 263V262H147ZM161 263H162V261H161ZM166 263H168V261L166 262ZM169 263H171V262H169ZM168 263V264H169ZM162 264H165V263H162ZM173 264V263H172Z\"/></svg>", "mask_w": 264, "mask_h": 264}]
</instances>
